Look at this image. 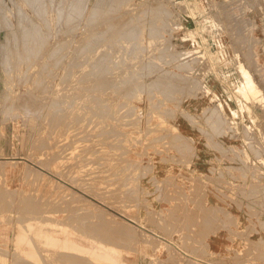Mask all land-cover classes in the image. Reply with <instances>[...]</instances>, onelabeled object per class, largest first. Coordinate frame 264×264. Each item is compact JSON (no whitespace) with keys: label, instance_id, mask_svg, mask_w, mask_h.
Returning a JSON list of instances; mask_svg holds the SVG:
<instances>
[{"label":"rangeland","instance_id":"obj_1","mask_svg":"<svg viewBox=\"0 0 264 264\" xmlns=\"http://www.w3.org/2000/svg\"><path fill=\"white\" fill-rule=\"evenodd\" d=\"M263 1L264 0H113V1L112 0H0V248H1L0 251L2 249L5 251L3 252L2 250L0 253V264H19L23 260H28V257L30 256H31L30 257L31 259L32 258L31 253L33 251L31 247L33 245L34 246L32 248H35V247L37 248L33 251L34 253L35 251H38L39 253L42 252L40 254L38 253V255L43 254V256L45 257L46 256L50 257L53 255L52 258L48 259V257L45 258L41 255V257L39 256V258H37L36 261L34 260V263L33 262L30 263L31 261H33V258L35 254L37 253L36 252L33 258L31 259V261L30 260H28L29 262L23 261L24 263L21 262V264H28V263L38 264L37 263L38 260L44 261L45 259H46V262H43L42 264H56V263L58 264L59 263L60 264H78V263L81 264L83 263L84 264L85 262L87 263L85 258L86 259L90 258L89 260L94 258V256L91 254H88V256L91 255L88 257L87 255H84V253H82L83 256H85L83 257L81 253L78 254L79 252H77V255L79 256L81 260H76L78 258L76 257H75L76 259L74 258L76 254L75 251H74L75 253L73 251H70L74 253L73 258L70 254L67 253V251L66 253L64 252L65 253L64 256L61 257L63 254L61 252H63L64 250L63 251L60 250L61 252L60 251L58 252V250L57 252L56 251L50 252L48 245H46L45 242L43 243V241H41V239L44 240V235L48 231L46 229L47 226L49 230L51 228L50 230L51 232L49 233L59 234L60 236H63V231H65L67 232L68 237L71 238V240L76 242L77 244L81 246H86V247L88 246V247L99 248L103 250L106 253L108 258L106 259L96 258L101 263L99 261L95 263L94 260L96 259L94 258L92 259L94 261V264H99V263L105 264L107 263L106 262L107 259L109 261L111 258L112 259L110 261H112L113 264H229L227 260H223V259L213 258L208 261L206 260L199 261V260H195L194 258H192V255L193 257L200 256V252L202 251L204 244L200 240V238L198 239L199 236H194V234L200 235L198 231L199 223H197L196 221H195L196 223H193L194 221L192 223L189 222V221H192L190 219L191 217L190 214L193 216L192 214L193 211L191 212V206L185 200L188 207L190 208V211H189L186 203L182 202V203H185V204H182L181 200L184 201L183 200V198L185 199L184 196L186 195L189 196V194H191L189 190L192 191V194L195 193L194 197L197 196L195 197V199L198 198V196H201V192L205 187L203 176H200L199 174H195L193 172L194 170L192 171L193 166L189 164L192 162L191 160L192 157L195 156V143H194L195 137L197 139L199 138V136L201 137L202 132L194 128L195 129V132H193L194 136L189 135L190 134L189 130H187L184 127L185 120H190L191 119L190 115L193 118H194V115L196 114L200 115V111L215 109L214 112L217 114V117L219 119H222L221 116H223L224 120L230 122L232 120L229 118L227 114V109H229L231 106L229 105V102H220V101L211 102L210 104H205L203 102H197V103L192 102L194 106L198 105V106H195L197 110L189 111V109L193 108L190 106L191 105V103L189 102L190 97L194 96L196 93L198 94L201 93L202 92L201 88H203L201 87L202 85L200 82L201 80L200 72L197 74H194L195 69L193 68V66L197 65L198 62L200 61L205 62L211 59H215V53L209 52L208 53L209 57L205 55L197 56V54H193L194 52L192 51V49L190 50L189 37L184 36L180 39V36H182L181 31L183 27L187 25L188 20H191V21L194 20L195 22H198L197 25L199 26L201 30L205 32L204 34H206V39H207L206 45L208 44L212 46L214 50L219 45L228 46V48L230 49V52H225L227 56V58L225 59L228 61L229 59L232 58L234 63L237 62L238 68H239L238 69L239 75L240 77L243 78L241 80L242 85L240 87V90L242 91L244 98H242L237 103L244 105V107L247 108L249 111L257 109L258 118L262 117L263 119V115L260 112L264 110V35L263 34L260 35L261 34L260 32L262 31V29H264V2ZM100 4L102 5V12L92 13L95 10L96 6ZM95 14H97L98 16L97 15L95 16ZM91 15L95 17L93 18V16L91 17ZM44 18L45 20H43ZM133 22L137 23V26L136 24L134 25ZM131 25L134 26L132 28H134L133 30L135 33L131 31L132 29L130 28ZM152 26H154V28ZM122 28H125V29H122ZM255 28H258V29H256L255 31ZM120 30H121V33H120ZM129 32L132 33V35H129ZM133 33L134 35L136 33L138 35L136 34L134 37ZM125 34H128V37L127 35L125 36ZM130 36L131 38H129ZM132 36L134 37L133 39H132ZM87 38H89L90 41ZM94 38H95V41H94ZM107 40L110 42H107ZM101 42H105L109 44L104 45L105 43H101ZM38 45L39 47H37ZM42 45L44 47H42ZM32 46L34 47V49ZM93 46H95V48ZM105 46L107 47L104 49ZM102 47L104 51L102 49L99 50ZM36 48L38 49L35 50ZM31 49L37 51V53L34 51L36 55L34 53H30ZM92 49H96L99 51V53L102 52L103 54L100 53V56H99L98 51L92 50ZM94 51H96V53ZM83 52L84 54L86 53V55H84ZM87 53L89 56L87 55ZM92 53H94V55H91ZM107 53L110 54V56L108 54V56L111 57L110 59L106 55ZM34 55L35 57H33ZM90 55L92 56V60H90L91 59ZM103 55L104 57L106 56L105 59L103 58ZM36 56L37 57L41 56V57L37 58ZM139 56H140V59H139L140 61L138 60ZM82 57H85L84 59L86 58L87 59L90 58V59L89 61L86 60V63H85L84 59L83 61H81ZM99 57H102V58H99ZM69 58H71L73 61H71ZM94 59H96V61ZM29 60L32 63L35 62L34 65ZM92 61H95V62L92 63ZM186 61H187V64H186ZM180 62L181 63L183 62V63L181 64ZM30 63L32 66L31 65L29 66ZM66 63H68L69 66H66L68 65ZM78 63H81V64L79 65ZM97 63L98 65L96 67ZM56 64H58L59 66L60 65L62 66L58 68V65L56 66ZM70 64L71 66L73 64V67L75 66L76 67L78 66V67L77 68L72 67L73 69H70L71 68ZM149 65H151V67ZM41 66L43 67L41 68ZM98 66H100L99 67L100 73L97 71ZM61 67L65 69H62ZM67 67L68 69H70L69 70L70 73L72 72L71 74L72 75L74 74L73 76L67 74L68 79L66 77L67 75L65 76L66 72L69 73V71L67 70ZM79 67L83 69V70L80 69L82 71L80 73H79L80 71ZM90 67H92L93 69L92 68L90 69ZM145 68L147 69L145 70ZM45 69H46V72L47 71L49 73L51 72V74L53 72L52 76H50L51 74L49 75V73L47 72L48 75L50 76V77L48 76L50 80L48 77L47 79L46 76H43L44 73H45L44 75L47 74L44 71ZM75 69L76 70L78 69L77 72L79 73V75L77 74ZM87 69L88 71H86ZM89 70L93 71V73L95 71L96 74L93 75L92 72H91L92 74H90ZM40 71H42V73H40ZM54 71H56L57 73ZM87 72H88V75H86ZM111 73H113L112 74L113 76L111 75ZM118 73L122 74L123 76L125 75L124 78L122 75L119 76ZM80 74L82 78L80 77ZM89 74L91 76H89ZM98 74H100L99 78H98ZM107 74H108V77H107ZM162 74H165L167 77L163 79L162 77H165V75L163 76ZM104 75L106 77H103ZM109 75L111 77H109ZM177 75L180 78L178 77L177 79L176 78ZM64 76L66 78H64ZM92 76H94L95 79L92 78ZM118 76L122 78L120 79L118 78ZM40 77L41 78L45 77V79H41ZM100 77L102 78L103 81H104V78H106L105 81L103 82L104 84L101 83L102 81ZM61 78H64L65 80ZM76 78H79V79L81 78V79L78 81V79ZM87 78H88V81L86 80ZM91 78L92 80H90ZM135 78H137V81L135 80ZM174 78L176 80H180V83L179 81H176ZM51 79H54V80L52 81ZM98 79L101 82L98 81ZM132 79L135 82H137V84L133 82ZM81 80H83V82ZM112 80L114 81V84L113 82H111ZM119 80H121L122 82H120ZM61 81H63L64 84L66 83L65 84L66 86L64 84H61L62 83ZM91 81L94 83L100 82L101 85L100 83L99 85L98 83L97 84L95 83L94 85V83L92 84ZM156 81L157 82L162 81V82L157 83ZM194 81L198 84L192 85L193 84L192 82ZM84 82L86 83L87 86L84 85L85 84ZM170 82L173 85H171ZM176 82H178L177 85H176ZM131 83L133 85H131ZM140 83L142 86L139 85ZM190 83L192 87H190L191 86ZM105 84H107V87H108L107 89L105 87ZM147 84L148 85L150 84L149 86L156 88V89L149 88V87H148L149 89L143 88V87H147L148 86ZM88 85H92V86L98 85V86L88 87ZM112 85L114 87L119 85V89H121V91H119L118 87L114 88ZM62 86L64 88H69V89L68 90L64 89ZM101 86L103 88L105 87L104 90H102ZM161 86H162V89H160ZM85 87L87 90H85ZM87 87L90 90H88ZM137 87L141 88L140 89L141 92L139 91ZM82 88H84V90H82ZM176 88H179V89H176ZM62 90H64L65 93ZM122 91L123 92L125 91L124 92L125 94L122 93L123 94L122 95L121 94ZM128 91L129 93L131 91L130 95L126 93ZM168 91H171V93L173 92L174 96L172 94L173 97H171L170 92L169 94H167ZM43 92L47 94L43 95L44 94ZM55 92L58 94H56ZM134 92L136 93L134 94ZM94 93L96 94V96H99V97H96ZM146 93H148V95H146ZM39 94H42V95L40 96ZM55 94H56V97H58L57 99L61 98L60 101L56 100ZM63 94L65 96L67 95V97L69 98L65 97ZM92 94L94 96H92ZM165 95L167 98L165 97ZM60 96H63L67 98L68 100L64 99L63 101H61L63 98ZM91 96L92 98L96 97L98 99L101 97L100 100L102 98L104 99L107 98L106 105L108 104L107 105L108 107L103 106L105 105V103H101L103 101L105 102L104 99H102L103 101L99 100L98 102L97 101L98 99L95 98L94 102L97 101V103H99L98 105H100V103L103 105L98 106L96 102L94 104L93 100H91ZM126 96L127 98L130 96L128 100ZM150 96L152 97V99ZM254 97L256 98L254 99ZM124 98H126V100ZM168 98L169 100H167ZM87 99L88 100L90 99L92 102L88 101V103H86ZM159 99L160 101H162L161 103L159 102ZM40 100L42 103L40 102ZM69 100H70L71 105H69ZM71 100H72V103H71ZM110 100L113 104L110 103ZM122 101L127 102L124 108L117 106L119 105L117 103H122ZM128 101L130 102V104H128L129 103ZM63 102H64V105L62 107ZM66 102H68V105L66 104ZM36 103L38 104V106ZM40 103L41 104L44 103V104L41 106ZM152 103H153V106H151ZM155 104L158 107H160L159 104H161V107L158 108ZM80 105H82V107ZM94 105H96L97 107ZM127 105L131 108H129ZM68 106L69 107L76 106L77 108L78 107L79 108L77 109L76 107L74 108L72 107V109H70ZM84 106H87L88 108L86 109V107ZM150 106H151V111L149 108ZM154 106L155 108L157 107L156 108L157 110L159 109L160 113L157 110L156 111L154 110L153 108ZM109 107L110 109H113L112 112L109 113L111 111L109 109L107 113H104L105 111L102 109H106V108L108 109ZM116 107L119 108V110ZM134 107H135V110H131V109H134ZM89 108H91V110H88ZM97 108H99V110ZM125 108L126 109L128 108L127 111H129L128 112L129 114L127 113ZM162 108L164 109V111L165 109H167L166 111H168V113L167 112L165 113L164 111H162L163 110ZM56 109L57 110L59 109L58 111H63L62 112L64 114V115L62 114L63 117L65 115L67 116V119H66V116L64 117L65 121L68 122V119H70L68 124H66L67 122L63 120L64 118L61 117L62 115L60 116L61 113L59 115L57 114ZM75 110L79 114L81 113L83 114V112L86 110L83 116L80 115L82 120L84 118L83 121L79 117L80 120L78 123L77 121L78 118L74 116L75 114L76 115L78 114ZM123 110L125 114L127 113L126 114L127 116L122 112ZM147 110H149L148 111L149 113L147 112ZM73 111L75 112V114L73 113ZM90 111L92 112L97 111V112L96 113L93 112V114L95 115L94 116L93 114H90L91 113ZM99 111H102V112H99ZM45 112L48 114H46ZM54 112L57 116L54 114ZM156 112L159 114H157ZM161 112H163V114ZM102 113L107 114V116H105L104 118V115ZM117 113L119 114V116H121V118L118 116ZM121 113L124 115L123 117ZM259 113L261 114V116H259ZM89 114L93 115V117L89 116ZM96 114L99 116V117L97 116L98 118L102 117L100 118L102 121L96 117ZM110 114L112 115L109 116ZM172 114L173 116H171ZM52 115L53 117L56 116L55 120L57 118V121H59L60 124L62 121H64V124L62 123L63 125H61L63 128L59 126L58 124L59 122L53 120L54 118H52ZM169 115L171 116V118ZM137 116L139 117V119ZM160 116L163 118L165 117V118L162 119ZM90 117H91V121H88V119L90 120ZM124 117L126 118L124 119ZM129 117L135 119L137 123L136 122L133 123V119H130ZM61 118H63L62 121H60ZM94 118H95V121L97 120L96 125H94L95 123L92 122V120L94 121ZM113 118L115 120H113ZM116 118L118 120H116ZM129 119L132 120V123L134 125L132 123H131L132 125L130 124ZM71 120H73V122ZM125 120L127 124L125 123ZM54 121L57 122V124ZM86 121L90 124L88 125ZM128 121H129V125H128ZM249 121L254 122V123L256 122L255 123L256 125H258L257 122H259L257 120V116L255 117L252 115L250 116ZM103 122H106L104 123V125L107 124L105 125L107 128L108 127L111 128L109 124L110 122L112 127L117 129L115 130L114 128L112 129L109 128L110 131L112 130L111 133L114 131L113 132L114 134L115 132L119 130L118 134L115 133L116 135L114 134V136L112 135L109 138V134L111 135V133L108 132L109 129L106 130V127H104ZM84 124L87 127H85ZM115 124H118V125H115ZM177 124H179L180 127ZM70 125L72 126V128ZM76 126L78 127V129ZM95 126L97 127L99 126V128L101 126L104 127L108 133L105 130H102L104 128L101 127L102 129L100 130L103 133H100V132L99 133L103 137L100 136V134L98 133L99 128ZM91 127L93 128L95 127V128L93 129ZM191 127L193 128V125ZM147 128L148 130H150L149 132H147L148 131ZM63 130L66 132H64ZM247 130L250 131V126L247 127ZM61 131L65 134L64 135L61 134L62 133ZM59 132H61L60 135H59ZM75 132L77 133V135H75L76 134ZM104 132L107 133L108 138L107 136H104L105 135ZM144 133L146 134L145 136L143 135ZM89 134L91 137L89 136ZM117 135H119V137H115ZM69 136L71 137V139ZM73 136H75V138H73ZM76 137L77 138L83 137L85 141L83 138L82 140L81 138L80 140H78ZM138 137H139L140 142L138 140ZM154 137L155 139H153ZM156 137L158 138L160 137V139L162 137V139L159 140ZM56 138L59 140H56ZM124 138L127 140H125ZM100 139L103 140L104 142H107V144L109 145L108 146L105 145L106 143L103 145L104 142L102 141L103 143H101ZM70 140L71 141L76 140L73 142V145L71 144L73 149L71 145L68 144V141ZM65 141L67 143H65ZM119 141L121 144L118 143ZM56 143L59 146H57ZM61 143L63 145H61ZM91 143H93L94 148H96V150L98 149L96 152H97V155H99V157L101 156L100 159L102 161L100 159L99 160L102 163L99 162L98 158L97 159L95 158L97 157L95 156L96 152L92 147L90 149L89 148L87 149V147L89 146H86V144L93 146ZM96 144L98 146L95 147ZM110 144H111V148H110ZM118 144H120V147L118 146ZM123 145L127 147L125 148L123 147ZM64 146H65V149H64ZM69 146H70V149H69ZM144 146H145V149H144ZM197 146L200 147L199 144H197ZM108 147L110 149H108ZM59 149L60 150L63 149L62 150L63 153ZM83 149L86 151H83ZM180 149H182V151ZM80 150L84 152L85 155L87 154L86 157L83 155L84 153H82ZM121 150H125L126 152L123 151L124 153H122ZM53 151L55 152L57 151V152L53 153ZM107 151L109 152V154L113 153V155L114 154L115 155L114 156L112 155L111 157L108 154V157H107V153H108ZM67 152H69L68 155L65 154ZM90 152L91 153L93 152V153L91 154ZM118 152L120 153L117 154ZM56 154L60 157H58ZM60 154H63V155H60ZM104 154L106 155V157L104 156ZM64 155H66L65 156L66 158L62 157ZM54 156H55V159H54ZM83 156H84V160L82 161ZM118 156H119V159L122 157V160L123 158L127 160L122 161L121 159L120 160L114 159L116 157L118 158ZM79 157L81 161L78 160ZM92 157L95 159H93ZM107 158L110 160H108ZM112 158H113V161L111 160ZM76 159L77 161H79L78 163L76 162ZM86 159H89V160H86ZM164 159H166L167 161ZM90 160H94L95 162L94 161L90 162ZM115 160L120 164L116 165L115 163L117 162H115ZM128 160L130 162V164L128 162L129 164L128 166H129V169L131 167L130 171L132 170L133 171V172L131 171L132 173H134V171L137 169H141V170H137V173H139L138 171H141L139 175L143 173L142 176L139 177L137 176L138 174L135 173L136 177L137 178L139 177L138 179L135 177V175L133 176L131 172H130L131 174L128 173L129 169L126 166ZM135 161H138V163L137 162L134 163ZM83 163H85V167ZM98 163H101V164L99 165ZM147 163L149 165H147ZM73 164L75 165V168ZM103 164L107 167L108 170L106 169V167L103 166ZM133 164L135 165L139 164V165L133 166V167L138 166L135 169L132 167ZM65 165H68V166L63 168V166ZM77 165L79 167L78 169H77ZM122 165L124 166L122 167L123 169H121ZM98 167H100L99 170L95 169ZM195 167H197V165L194 166V168ZM104 169L107 171H103ZM119 169H121V171L118 173ZM59 170H61L62 173H60L61 171ZM63 171H65V173H63ZM112 172H114V174L116 175H114ZM108 173L109 174L111 173V175L113 174L112 175L113 177L108 175ZM63 174L65 177L63 176ZM125 174H128L127 176L129 178H127ZM69 175L70 177L71 176L72 177L75 176V177L73 178L71 177L72 178L71 180ZM104 175L106 177H104ZM81 176H83L86 180L87 179L89 180L86 181L83 177L82 179L78 180L77 178L78 177L81 178ZM92 176L94 177L96 176L97 178L96 177L92 178ZM131 176L133 177V179H135V181H133V179L130 180ZM68 177L70 178V180ZM107 177L110 179L109 182L112 181L111 183L107 182L109 180ZM101 178H105L107 181L103 179L102 182L106 181L105 183H107L109 186L105 185V183L100 182ZM122 178H125L126 180ZM73 179H74V182H72ZM118 179H121L122 181L120 180L119 182ZM128 179L130 180V182L133 181V183L128 184L130 183ZM167 179L168 181L169 179L170 181L172 179L173 181L171 182L173 183H169L170 181L168 182ZM123 180L125 182H123ZM136 180L138 182H136ZM78 181H81L82 183L81 182L79 183ZM166 181L168 182V185ZM122 182L124 183V185ZM160 182L162 183L160 184ZM136 183L138 184L137 185L138 188L136 187ZM84 184L86 185V187H84ZM88 184L91 185L92 187L89 186ZM115 184L118 185V187ZM114 185L115 187H117V189H114L115 188ZM192 186L193 188H196V190L200 193V195H198L199 193H197L192 188ZM199 186H201L202 188ZM103 187L106 190L103 189ZM154 187L156 190L154 189ZM159 187H161L162 189L165 188L163 189V190H166L165 193L167 192V190L168 191L172 190L173 192L172 198L170 196L171 192L168 193L170 198L167 195L163 196L164 199L162 197L159 198L158 193H157L158 189H160ZM89 188H91L92 190L94 189V190L92 191ZM108 188L109 190L113 188L110 191L113 196L109 192ZM118 189L120 191H116ZM124 189H129L131 192H134L130 194L133 196L138 195L137 196L138 198L134 196L136 198L135 200L133 196L132 197L130 196L129 191L125 190L126 192L124 195L127 197H130L129 199L132 198V200H130L131 201L130 203L127 197L121 196L123 195ZM135 189L136 190L138 189L137 192H135L136 191ZM112 190L114 191L112 192ZM117 192H118V195H116ZM182 192H184L185 195H182L184 194ZM114 194L117 198L114 196ZM119 195L121 199L118 197ZM23 196L26 197L25 198L26 200L24 199ZM181 196L183 197L181 198ZM27 197L30 199H28ZM123 198L127 199L128 202H122L124 200ZM133 198L135 201L133 200ZM23 199L25 200L24 203L22 202ZM31 199H32V203H31ZM117 199H120V201ZM161 199H162V204H160L161 202L159 201ZM27 200H29L28 201L29 204L27 203ZM34 200L38 202V205L41 202L42 203L44 202L43 204L41 203L42 205H44L46 203L45 201L48 200V203H50L51 205L47 203L48 207H46L47 205H44L43 208H41L42 205H40L41 207L39 206L37 209L35 207H37L38 205H36L37 202H35ZM64 200L65 201L68 200L69 204L66 202L67 205H65L67 206V208L64 206V203H65ZM133 201L135 203H133ZM61 202H64V203H61ZM120 202L124 204L121 205ZM127 203L131 204V206ZM132 204L134 205V207ZM184 205L185 207H187L188 211L185 210L186 208L184 209ZM63 206L67 211L69 210L71 212L70 214V212L68 211V214H70L69 216L66 215L67 211L64 210ZM45 207L48 210L46 211V214L44 212ZM171 207H173L172 208L173 210L171 209ZM32 208L36 211L37 214L35 213V211L33 212ZM49 208H51L53 211H50L51 209ZM55 208L59 209L60 211L62 209L63 211L59 212V210H56ZM77 208L78 209L80 208L78 212H77ZM181 208L184 209L186 212L182 210ZM54 209L56 210L55 212H54ZM119 209L120 210L122 209L123 212L122 210L120 211ZM176 209L177 211H174ZM167 210H169V212L172 210L173 213L170 214ZM38 211L39 213L41 212L40 215L44 214L50 222L54 221V223L52 222L51 224H49V222L47 223V220H45L46 217L44 215L40 217V215L38 214ZM74 211H75V214L79 213L80 211L78 215L80 217H77V214L73 215L72 213ZM148 211L149 212L151 211V212L149 213ZM188 212L190 213H189V216L187 217L186 214L188 215ZM168 213H169V216L171 215L173 217V220L170 221L169 219V222L166 221V219L168 220V218H165L167 217L166 214ZM176 214L178 215L182 214V215L178 217ZM132 215L135 217L133 218ZM150 215H152V217ZM183 215H185V217ZM34 216L35 218H33ZM43 216L45 217V219ZM75 216L79 218V220L81 219L80 221L78 220L79 221L78 227L81 225L82 229H80L81 227L79 228L75 227L77 226L75 224L72 225L74 221H77L75 220L76 219ZM149 216L150 218H148ZM36 217L37 218L40 217L44 219L47 224L44 226L45 224L43 223L44 220L43 221H41L42 219L37 220ZM48 217L51 219H49ZM66 217L67 219H70V221L66 220V222L69 221L71 224L69 222H67L69 225H66L67 224L66 222L64 224ZM25 218H29L30 221L28 220V223H27V219ZM54 218L58 220L60 219L61 221L55 222L56 219ZM161 218L163 219L162 221L160 220ZM183 218H185V220L187 218L186 222H188L189 225L188 223H183L184 221ZM31 219H34V220H31ZM175 219L176 220L179 219L178 221L180 223H177L178 221L175 222ZM180 219H182L183 221ZM82 220L85 221V223L82 222ZM115 220H117L118 223ZM163 221L165 222V225L167 222V224L170 225V227L166 225L169 228H165ZM181 221H182V224H181ZM39 222H42V223H39ZM62 222L64 224V228L63 226H61L63 225ZM87 222H88V225L92 223L91 225L93 228H95L94 226L98 227L100 225L99 226L100 228H97V229H102L104 227L106 230L103 228L101 230L102 232L99 230L101 233L98 231L97 233L96 232L97 229L96 228H95L96 230L90 229L91 226L89 225L90 226L89 228L86 224ZM96 222L97 224L94 225ZM25 223H27L28 225ZM55 223L56 224L58 223V225H55ZM120 223L122 224L120 226L123 227L124 224H126V226H124L123 228L121 227L122 232L118 233L121 229L120 227H118ZM22 224L25 226H23ZM177 224H179L181 228ZM183 224H185L186 226H181ZM193 224H196V225L198 224L197 225L198 228L196 225L194 226ZM37 225L38 227H36ZM175 225H176V228H175ZM26 226L29 228H26ZM129 226L132 229H130ZM177 226L179 227L180 231H178L179 229L177 228ZM33 227H35V231L33 230L34 229ZM111 227H114V228L117 227L118 229L116 228L117 229V230L115 229L116 231L113 229L114 230L113 231ZM171 227H172V230H170ZM183 227L184 228L186 227V229L189 228L190 232H188L189 229L188 231L185 229H182ZM77 228L80 230V232H78L79 230ZM83 228L86 230V233H84L85 230ZM162 228H164L166 231L169 229V232L167 231L169 234H167ZM44 229H46L47 231L45 232ZM54 229L58 230V232L54 231ZM127 229L128 231L131 230V232H128ZM174 229L175 230L177 229V230L174 231ZM91 230L95 231V232L93 231L95 235L93 234ZM104 230L105 231L108 230L110 232V233L108 232L110 235L106 234ZM30 231L39 232L41 234V238H35V239L40 240L42 244L38 240H36L35 242L36 243L39 242L40 246L46 247L47 249L42 248L40 246H39L40 248L39 249L37 246L38 243L34 244L35 242L31 243L32 245H30V242H33V239H34L33 237L31 241H29L28 243L29 246H31L29 249L28 245H26L27 242H25L27 241L28 238H31L29 236L26 237L25 241L23 242L24 244L14 243V242H17L16 238L18 237L19 233H24L26 235L28 233L30 234ZM112 231L114 232V234L112 235V238L114 239L110 238ZM194 231H196V233H194ZM87 232H90V233H87ZM103 232L105 234V237L103 235H99V236L100 237L103 236L105 238L104 242L106 241V238L108 239L106 243H103L101 245L100 243L103 242L102 237L100 239L98 236V238L102 242H100L97 239L95 240V238L92 239L91 237H89V235H92V234H93L92 237H96V235L102 234ZM182 232H184V234H182ZM186 234L189 237H185ZM114 235L115 236L118 235L117 237L119 238L122 236L121 237L122 239L121 238L120 239L123 240L124 238V240L121 241L120 243L119 242L120 239L118 240V238L115 237ZM176 235L177 237L178 236L179 237L177 238ZM110 239L114 240L113 243H115V240L116 242L118 241L117 244H114L112 246L113 243H111L112 240L110 241ZM108 242H110V244ZM118 243L122 245L123 247L120 246ZM104 244H106L108 247H106V245L104 246ZM115 245H117L118 247L117 246L115 247ZM254 245H256V243ZM109 246L110 247L112 246V248H109ZM254 247H252V249ZM13 249H15L16 252ZM26 250H28L29 252L31 251L30 256L25 253ZM19 252H21V255H19ZM2 253H4V255L5 256L7 255V256L5 257ZM56 253L61 254V255H56ZM11 254L12 255L14 254L15 255L14 257H16L17 255V258H16L17 260L20 257L21 261L20 260L14 261V258ZM22 254L26 255L27 257L26 256L24 257ZM40 258L42 259L45 258V259L42 260ZM55 258L57 261L55 260ZM50 259L52 260L50 261ZM72 259H74L73 261H76V262L73 263V261H71ZM64 261L68 263L66 262L63 263ZM93 261H88V263L89 262L92 263ZM112 262H108L107 264H110ZM232 264H264V260L256 259V260L248 261V259H244L243 261L237 260L236 262H233Z\"/></svg>","mask_w":264,"mask_h":264},{"label":"crops","instance_id":"obj_2","mask_svg":"<svg viewBox=\"0 0 264 264\" xmlns=\"http://www.w3.org/2000/svg\"><path fill=\"white\" fill-rule=\"evenodd\" d=\"M197 23L198 22H195L194 20L193 21L188 20L187 25L185 26L183 25L184 27L181 31L182 36H180V39L184 36L189 37L190 39L189 47L190 50L192 49V51L194 52L193 54H197V56L205 55L209 57L208 55L209 52L215 53V59H211L205 62L200 61L198 62L197 65L193 66V68L195 69L194 74L200 72V78H201L200 82L203 88H201L202 89L201 93L199 94L196 93L194 96L190 97L189 100V102L191 103L190 106L193 108L189 109V111L197 110L195 106L198 105L194 106L192 102L195 103L203 102L205 104H210L211 102H215V101L229 102V105L231 107L227 109V114L229 118L232 120V122H239V124L247 125V123L251 122L249 121L251 115L255 117L257 116V120L259 121L257 115V109L254 108L255 110L249 111L247 108L244 107V105L237 103L242 98H244L243 93L240 90V87L242 85L241 80L243 78L240 77L239 75V70H238L239 68L237 62L234 63L232 58L229 59L228 61L225 59L227 58L225 52H230V49L226 45L224 46L219 45L214 50L212 46L208 44L206 45L207 43L206 34H204L205 32L199 28ZM256 29L258 28H255V31ZM260 33H261L260 35L262 34L264 35V29H262ZM202 38L204 39L202 40ZM214 110L215 109H213V111ZM214 114L216 116L214 129L217 132L218 131L222 132L225 128V124L228 123L229 121L224 120L223 116H221L222 119H219L215 112ZM190 117H191L190 120H185L184 127L187 130H189L190 133L189 135L194 136L193 132H195V129L194 126L193 128L191 127L192 126L191 121L193 117L191 115ZM251 123L253 124V126H256L255 124L256 122L255 123L251 122ZM257 123L259 124V122ZM216 124H218L217 125L218 127H216ZM221 124H223L222 125L223 129L221 128ZM177 125L180 127L179 124ZM215 141L216 140L211 139L210 137L207 136V134H204L203 132H202V136L201 137L199 136L198 139L195 137V141H194L195 156L192 157L191 159L192 162L189 163L191 166H193L192 171L197 169L199 173H196L195 171L193 172L195 174H199L200 176H203V180L205 182V187L203 189L204 191L202 190L203 192H201L202 194L205 192L204 193L205 195L203 194L205 196V197L203 196L205 198L204 200L203 197L201 198V200H198V198L200 197L199 196L197 198V200L199 201L198 202L195 198H193L194 194H192V191L190 190L189 192H191V194H189V196L188 195L185 196L186 202L191 206L193 211L192 214L194 217L190 214L192 216L190 218H193L191 219L192 222L193 220L195 221L194 218H197L198 215L201 220L203 219L201 221L199 217L197 218V220L200 221L199 222L200 236L203 235L201 236V238L203 239L200 238V240L204 244L203 249L200 252L199 257L196 256L193 257L192 255V258L199 261H205V260L208 261L213 258L223 259V260H227L229 264H232L237 260L243 261L244 259H248V261L256 260V259L264 260V207H262L263 204L260 203L259 200L257 199V197H260L264 201V197L255 196L251 193V191H253L251 189L253 188L247 184V182L249 181V176L243 172L240 166H234L232 164H225V166H217L216 159H214L213 155L215 149H221V144L219 141L218 143L217 141L216 142ZM197 144H199L200 147H198ZM196 165L197 167L194 168V166ZM235 179L239 180L237 184L229 186L230 182L235 181ZM216 188L218 189L219 192L216 191ZM165 191L161 188L158 189L157 193L160 197L164 196L165 194L168 195V193L170 192L173 194L172 190L171 191L167 190V193H165ZM162 192H164L165 194L164 193L162 194ZM170 196L172 197L173 195ZM192 200L194 201L192 202ZM159 201L162 203V200ZM200 201L202 203L201 205H200ZM196 204H199V206ZM195 205L198 207L196 208ZM258 206H261V208ZM202 207L203 208L206 207V209L205 208L202 209ZM209 207H212V212H210L211 208ZM220 209L222 210L223 213L220 211ZM224 209L226 210V212ZM199 210L201 212L205 211L204 213L205 217L204 214L202 216L203 212L200 213ZM207 210H209L211 214H209ZM194 211L196 212V217ZM215 211H220L221 213L217 212L218 215H215L214 217ZM206 213L207 215L211 216V218L210 216L208 217L212 221H217V219H219L220 222L217 221L216 223L210 221V219L206 217L207 216ZM230 215H232V217H229L230 219H226ZM223 216L225 219L223 218ZM212 217H214V219L216 220H214ZM206 218L209 219L207 223H209L210 226H207L206 225L207 223L205 222L204 223L205 227H204L202 223L207 220ZM229 220H231V224H229ZM232 220L234 221L232 222ZM224 221L227 222L224 223ZM221 222H223V224H219ZM213 223H215L216 226H212L214 225ZM226 223L229 224L228 225L229 227L226 225ZM222 225L223 227H221ZM224 225H226L227 227H224ZM201 227L203 229L205 228L204 229L205 231ZM206 227H208V229ZM248 228L254 229L255 232L252 229L249 230ZM201 229L205 233L203 232V234H201L202 233ZM206 231L209 232L206 233ZM211 232H213V234ZM255 240L258 244L257 252L259 251L260 252V253L258 252L259 254L255 253L256 249H252L250 245V242H252L251 244H254ZM259 247L263 251V253L261 252ZM247 250L248 251L250 250L249 254L247 253Z\"/></svg>","mask_w":264,"mask_h":264},{"label":"bare ground","instance_id":"obj_3","mask_svg":"<svg viewBox=\"0 0 264 264\" xmlns=\"http://www.w3.org/2000/svg\"><path fill=\"white\" fill-rule=\"evenodd\" d=\"M112 1H113V0H112ZM114 2H115V1H114ZM85 4H86V2H85ZM104 4H105V3H104ZM82 6H83V5H82ZM84 6H85V5H84ZM85 7H86V6H85ZM103 7H104V6H103ZM137 8H138V7H137ZM137 8H136V9H137ZM103 9H104V8H103ZM105 11H106V10H105ZM40 12H42V11H40ZM98 12H99V13L102 12V5H101V4L98 5V6H96L95 10H94L92 13H98ZM138 12H139V11H138ZM81 13H82V12H81ZM136 13H137V12H136ZM83 14H84V13H83ZM137 14H138V13H137ZM96 15H97V14H95V16H96ZM71 16H72V15H71ZM92 16H93V15H91V17H92ZM95 16H93V18H94ZM97 16H98V15H97ZM60 17H61V16H60ZM108 17H109V16H108ZM142 17H143V16H142ZM130 18H131V17H130ZM55 19H56V18H55ZM96 19H97V18H96ZM108 19H109V18H108ZM126 19H127V18H126ZM43 20H45V18H44ZM56 20H57V19H56ZM93 20H94V19H93ZM93 20H92V21H93ZM111 20H112V19H111ZM102 21H103V20H102ZM126 21H127V20H126ZM109 22H111V21H109ZM94 23H95V22H94ZM97 23H98V22H97ZM123 23H124V22H123ZM133 24H134V25L136 24V26H137V23H134V22H133ZM138 24H139V23H138ZM72 25H73V24H72ZM126 25H127V24H126ZM55 26H56V25H55ZM59 26H60V25H59ZM121 26H122V25H121ZM46 27H47V25H46ZM111 27H112V26H111ZM127 27H128V26H127ZM132 27H134V26L131 25L130 28H132ZM152 27L154 28V26H152ZM60 28H61V27H60ZM79 28H80V27H79ZM82 28H83V27H82ZM112 28H113V27H112ZM117 28H118V26H117ZM113 29H114V28H113ZM122 29H125V28H122ZM133 29H134V28H132L131 31L134 32ZM156 29H157V28H156ZM127 30H129V29H127ZM127 30H126V31H127ZM152 30H153V29H152ZM118 31H119V29H118ZM131 31H130V32H131ZM150 31H151V30H150ZM90 32H91V31H90ZM130 32H129V35H132V33H130ZM152 32H154V31H152ZM88 33H89V32H88ZM120 33H121V30H120ZM126 33H127V32H126ZM134 33H135V32H134ZM134 33H133V36L135 37V35H136L137 33H136L135 35H134ZM91 34H92V33H91ZM118 34H119V33H118ZM118 34H117V35H118ZM122 34H124V33H122ZM152 34H153V33H152ZM46 35H47V34H46ZM96 35H97V34H96ZM117 35H116V36H117ZM126 35H127V37H128V34H125V36H126ZM137 35H138V34H137ZM154 35H155V34H154ZM154 35H153V36H154ZM38 36H40V35H38ZM42 36H43V35H42ZM42 36H41V37H42ZM122 36H123V35H122ZM133 36H132V39L134 38ZM85 37H86V36H85ZM88 37H89V36H88ZM155 37H156V36H155ZM55 38H56V37H55ZM68 38H69V37H68ZM72 38H73V37H72ZM129 38H131V36H130ZM44 39H45V38H44ZM84 39H85V38H84ZM87 39H89V38H87ZM97 39H98V38H97ZM123 39H124V37H123ZM203 39H204V38H203ZM42 40H43V39H42ZM45 41H46V40H45ZM82 41H83V40H82ZM89 41H90V39H89ZM91 41H92V40H91ZM94 41H95V38H94ZM102 41H103V40H102ZM123 41H124V40H123ZM134 41H135V39H134ZM107 42H110V41L107 40ZM101 43H105V42H101ZM128 43H130V42H128ZM132 43H133V42H132ZM137 43H138V42H137ZM89 44H90V43H89ZM106 44H107V43H105L104 45H106ZM108 44H109V43H108ZM108 44H107V45H108ZM125 44H126V43H125ZM36 45H37V44H36ZM36 45H34V46H36ZM44 45H45V44H44ZM47 45H48V44H47ZM98 45H99V44H98ZM101 45H102V44H101ZM122 45H123V44H122ZM79 46H80V45H79ZM125 46H126V45H125ZM32 47H33V46H32ZM37 47H39V45H38ZM42 47H44V46L42 45ZM77 47H78V46H77ZM86 47H87V46H86ZM88 47H89V46H88ZM93 47L95 48V46H93ZM106 47H107V46H105L104 49H105ZM108 47H109V46H108ZM130 47H131V46H130ZM132 47H133V46H132ZM137 47H139V46H137ZM140 47H141V46H140ZM84 48H85V47H84ZM84 48H83V49H84ZM122 48H123V47H122ZM29 49H30V48H29ZM33 49H34V47H33ZM37 49H38V48H36L35 50H37ZM40 49H41V48H40ZM40 49H39V50H40ZM61 49H62V48H61ZM101 49L104 51L103 47L100 48L99 50H101ZM125 49H126V48H125ZM133 49H134V48H133ZM35 50H32V49H31L30 53H34ZM44 50H45V49H44ZM77 50H78V48H77ZM92 50H96V49H92ZM92 50H91V51H92ZM82 51H84V50H82ZM89 51H90V50H89ZM96 51H98V50H96ZM96 51H94V52L96 53ZM35 52L37 53V51H35ZM44 52H45V51H44ZM44 52H43V53H44ZM80 52H81V51H80ZM80 52H79V53H80ZM92 52H93V51H92ZM218 52H219V51H218ZM100 53L103 54L102 52H100ZM100 53H99V51H98L99 56H100ZM186 53H187V52H186ZM34 54H35V53H34ZM39 54H40V53H39ZM83 54H84V52H83ZM108 54H109V53H107L106 55L108 56ZM35 55H36V54H35ZM35 55H34L33 57H35ZM41 55H42V54H41ZM55 55H56V54H55ZM78 55H79V54H78ZM84 55H86V53H85ZM84 55H83V56H84ZM87 55H88V53H87ZM91 55H94V53H92ZM91 55H90V56H91ZM138 55H139V54H138ZM49 56H50V55H49ZM88 56H89V55H88ZM97 56H98V55H97ZM109 56H110V54H109ZM109 56H108V57H109ZM113 56H114V54H113ZM136 56H137V55H136ZM36 57H37V56H36ZM39 57H41V56H39ZM39 57H37V58H39ZM53 57H54V55H53ZM79 57H81V56H79ZM85 57H87V56H85ZM85 57H82V60H81V61H83V59H84ZM105 57H106V56H105ZM105 57H104V55H103V58H104V59H105ZM47 58H48V57H47ZM47 58H46V59H47ZM63 58H64V57H63ZM71 58H73V57H71ZM71 58H69V59H70L71 61H73ZM90 58H91V59H90ZM90 58H89V59L92 60V56H91ZM94 58H95V57H94ZM99 58H102V57H99ZM99 58H97V59H99ZM110 58H111V57H109V59H110ZM134 58H135V57H134ZM32 59H33V58H32ZM32 59H31V60H32ZM34 59H35V58H34ZM80 59H81V58H80ZM89 59H87V58L84 59V60H85V63H86V60L89 61ZM109 59H108V60H109ZM135 59H136V58H135ZM139 59H140V56H139L138 60H139ZM36 60H37V59H36ZM67 60H68V59H67ZM94 60L96 61V59H94ZM102 60H103V59H102ZM106 60H107V59H106ZM121 60H122V59H121ZM136 60H137V59H136ZM29 61H30V60H29ZM33 61H34V60H33ZM74 61H75V60H74ZM76 61H77V60H76ZM95 61H92V63H94ZM109 61H110V60H109ZM139 61H140V60H139ZM30 62H31V61H30ZM40 62H41V61H40ZM68 62H70V61H68ZM78 62H79V61H78ZM101 62H103V61H101ZM190 62H191V61H190ZM31 63H32V62H31ZM31 63L29 64V66L31 65ZM34 63H35V62H33L32 64L34 65ZM81 63H82V62H81ZM81 63H78V64L80 65ZM83 63H84V62H83ZM87 63H88V62H87ZM121 63H123V62H121ZM137 63H138V61H137ZM139 63H140V62H139ZM180 63H181V62H180ZM182 63H183V62H182ZM182 63H181V64H182ZM46 64H47V63H46ZM66 64H68V63H66ZM66 64H65V65H66ZM75 64H76V63H75ZM78 64H77V65H78ZM113 64H114V63H113ZM141 64H142V63H141ZM150 64H151V63H150ZM184 64H185V63H184ZM186 64H187V61H186ZM57 65H58V64H56V66H57ZM83 65H84V64H83ZM97 65H98V63L96 64V67H97ZM144 65H145V64H144ZM31 66H32V65H31ZM45 66H46V65H45ZM45 66H44V67H45ZM56 66H55V67H56ZM60 66H62V65H60ZM60 66L58 65V68H59ZM66 66H69V64L66 65ZM66 66H65V68H66ZM114 66H116V65H114ZM149 66L151 67V65H149ZM154 66H155V64H154ZM42 67H43V66H41V68H42ZM55 67H54V68H55ZM63 67H64V65H63ZM70 67H71V68H70ZM70 67H69L70 69H73V68H77L78 66H77V67H76V66L73 67V64H72V66H71V64H70ZM72 67H73V68H72ZM92 67H93V65H92ZM92 67H90V69H91ZM99 67H100V66H98V70H97V71L100 73V71H99ZM106 67H107V66H106ZM146 67H147V66H146ZM176 67H177V66H176ZM189 67H190V65H189ZM45 68H46V67H45ZM61 68H62V67H61ZM65 68H62V69H65ZM82 68H83V66H82ZM82 68L79 67V70L82 69ZM94 68H95V67H94ZM120 68H121V67H120ZM156 68H157V67H156ZM70 69H68V67H67V70H68V71H69ZM92 69H93V68H92ZM143 69H144V68H143ZM146 69H147V68H145V70H146ZM161 69H162V68H161ZM41 70H42V69H41ZM54 70H56V69H54ZM67 70H66V71H67ZM75 70H76V69H75ZM77 70H78V69H77ZM77 70H76V72H77ZM82 70H83V69H82ZM94 70H96V69H94ZM38 71H39V70H38ZM44 71L46 72V69H45ZM52 71H53V69H52ZM56 71H58V70H56ZM56 71H54V72H56ZM71 71H72V70H71ZM86 71H88V69H87ZM89 71H90V70H89ZM138 71H139V70H138ZM47 72H48V71H47ZM47 72H46V73H47ZM64 72H65V71H64ZM80 72H82V71L80 70L79 73H80ZM91 72L93 73V71H90L89 73L92 74ZM113 72H114V71H113ZM37 73H38V72H37ZM40 73H42V71H40ZM48 73H49V72H48ZM48 73H47L46 75H44V74H45V73H44L43 76H46V78H47V77L51 74V72L49 73V75H48ZM56 73H57V72H56ZM69 73H70V71H69ZM69 73L66 72V73H65V76H66L67 74H68V75H72V74H71L72 72H71L70 74H69ZM73 73H74V72H73ZM79 73L77 72L78 75H79ZM167 73H168V72H167ZM35 74H36V72H35ZM52 74H53V72H52ZM52 74H51L50 76H52ZM75 74H76V73H75ZM82 74H83V73H82ZM84 74H85V72H84ZM90 74H89V76H91ZM94 74H96L95 71H94L93 75H94ZM109 74H110V73H109ZM112 74H113V73H111V75H112ZM118 74H119V73H118ZM118 74H117V75H118ZM169 74H170V73H169ZM169 74H167V75H169ZM41 75H42V74H41ZM54 75H55V73H54ZM63 75H64V73H63ZM68 75L66 76L67 79H68ZM73 75H74V74H73ZM73 75H72V76H73ZM86 75H88V72H87ZM99 75H100V74H98V78H99ZM120 75H122V74H119V76H120ZM147 75H149V74H147ZM160 75H161V74H160ZM160 75H159V76H160ZM162 75L164 76L165 74H162ZM33 76H34V75H33ZM50 76H49V77H50ZM61 76H62V75H61ZM61 76H60V77H61ZM65 76H64V78H66ZM72 76H71V77H72ZM83 76H84V75H83ZM101 76H102V75H101ZM112 76H113V75H112ZM115 76H116V75H115ZM119 76H118V78H120ZM122 76H123V75H122ZM124 76H125V75H124ZM124 76H123V78H124ZM49 77H48V78H49ZM60 77H59V79H60ZM75 77H76V76H75ZM80 77L82 78L81 74H80ZM85 77H86V76H85ZM85 77H84V78H85ZM96 77H97V76H96ZM103 77H106V76L104 75ZM107 77H108V74H107ZM109 77H111V76L109 75ZM131 77H132V76H131ZM131 77H130V79H131ZM166 77H167V76L165 75V77H162V78L164 79V78H166ZM175 77H176V76H175ZM178 77H179V76L177 75L176 78L178 79ZM40 78H41V77H40ZM48 78H47V79H48ZM64 78H61V79H64ZM81 78H80V79H81ZM89 78H90V77H89ZM92 78L95 79L94 76H92ZM92 78H91L90 80H92ZM121 78H122V77H121ZM121 78H120V79H121ZM154 78H155V77H154ZM170 78H171V77H170ZM179 78H180V77H179ZM245 78H247V77H245ZM245 78H244V79H245ZM35 79H36V78H35ZM41 79H45V77H44V78H41ZM67 79H66V81H67ZM76 79H78V81L80 80L79 78H76ZM100 79H101L102 82H101L99 79H98V81H100L101 83H103V82L105 81L106 78H104V81L102 80L101 77H100ZM111 79H112V78H111ZM111 79H110V80H111ZM113 79H114V78H113ZM133 79H134V77H133ZM133 79H132V81L135 82ZM167 79H168V78H167ZM167 79H166V80H167ZM174 79H175V78H174ZM49 80H50V78H49ZM51 80L53 81L54 79H51ZM64 80H65V79H64ZM86 80L88 81V78H87ZM86 80H85V82H86ZM96 80H97V78H96ZM96 80H95V81H96ZM122 80H123V79H122ZM124 80H125V79H124ZM126 80H128V79H126ZM135 80L137 81V78H135ZM154 80H155V79H154ZM161 80H162V79H161ZM169 80H170V79H169ZM169 80H168V81H169ZM171 80H172V79H171ZM175 80H176V79H175ZM175 80H173V81H175ZM187 80H188V79H187ZM66 81H64V82H66ZM81 81L83 82V80H81ZM93 81H94V80H93ZM119 81L122 82L121 80H119ZM157 81H158V79H157ZM157 81H156V82H157ZM176 81H179V83H180V80H176ZM189 81H190V80H189ZM191 81H193V80H191ZM247 81H248V80H247ZM42 82H43V80H42ZM61 82H62L61 84H64L63 81H61ZM85 82H84V83H85ZM91 82H92V81H91ZM100 82H95V83H96V84L98 83V85H99ZM111 82H113V84H114V81H113V80H112ZM127 82H128V81H127ZM127 82H126V83H127ZM133 82H132V83H133ZM161 82H162V81L157 82V83H161ZM194 82H195V81H194ZM194 82H192V83H193L192 85H194V84L197 85V84H198V83H196V82L194 83ZM38 83H39V82H38ZM44 83H45V81H44ZM93 83H94V82H92V84H93ZM95 83H94V85H95ZM101 83H100V85H101ZM117 83H118V82H117ZM117 83H116V84H117ZM132 83H131V85H133ZM135 83L137 84V82H135ZM146 83H147V82H146ZM170 83H171V82H170ZM170 83H169V84H170ZM177 83H178V82H176V85H177ZM188 83H189V82H188ZM65 84H66V83H65ZM65 84H64V85H65ZM89 84H91V83H89ZM103 84H104V83H103ZM128 84H130V83H128ZM128 84H127V85H128ZM165 84H166V83H165ZM169 84H168V85H169ZM44 85H46V84H44ZM64 85H63V86H64ZM84 85H86V83H85ZM94 85H93V86H94ZM98 85H96V86H94V87H97ZM131 85H129V86H131ZM139 85H141V83H140ZM139 85H138V86H139ZM143 85H145V84H143ZM147 85H148V84H147ZM149 85H150V84H149ZM149 85H148L147 87H143V88H146V89L153 88V87H151V86H149ZM159 85H160V84H159ZM171 85H173V84L171 83ZM174 85H175V84H174ZM190 85H191V83H190ZM190 85H189V86H190ZM192 85H191L190 87H192ZM50 86H51V84H50ZM50 86H49V87H50ZM63 86H62V87H63ZM65 86H66V85H65ZM86 86H87V85H86ZM89 86L91 87L92 85H88V87H89ZM93 86H92V87H93ZM112 86H113V85H112ZM112 86H111V87H112ZM135 86H136V85H135ZM141 86H142V85H141ZM141 86H140V87H141ZM164 86H165V85H164ZM169 86H170V85H169ZM198 86H199V85H198ZM35 87H36V86H35ZM68 87H69V86H68ZM71 87H72V86H71ZM88 87H87V88H88ZM101 87H102V86H101ZM101 87H99V88H101ZM105 87H106V89L108 88V87H107V84H105ZM105 87H104V88H105ZM113 87H114V86H113ZM117 87H118V89H119V85L116 86V87H114V88H117ZM140 87H139V88L137 87V88H138L139 91L141 92L140 89H141L142 87H141V88H140ZM148 87H149V88H148ZM165 87H166V86H165ZM171 87H172V86H171ZM174 87H175V86H174ZM174 87H173V88H174ZM201 87H202V86H201ZM201 87H200V88H201ZM45 88H46V87H45ZM45 88H44V89H45ZM63 88H64V87H63ZM104 88L102 87V90H104ZM114 88H113V89H114ZM159 88H160V87H159ZM166 88H167V87H166ZM196 88H197V87H196ZM47 89H48V88H47ZM64 89H67V90H68L69 88H64ZM71 89H73V88H71ZM71 89H70V90H71ZM92 89H94V88H92ZM106 89H105V90H106ZM110 89H111V88H110ZM138 89H137V90H138ZM153 89H156V88H153ZM160 89H162V86H161ZM176 89H179V88H176ZM189 89H190V88H189ZM191 89H192V88H191ZM82 90H84V88H82ZM85 90H87L86 87H85ZM88 90H90V89L88 88ZM193 90H194V88H193ZM32 91H33V90H32ZM40 91H42V90H40ZM44 91H45V90H44ZM62 91L64 92V90H62ZM119 91H121V89H119ZM125 91H126V90H125ZM125 91H124V92H125ZM146 91H147V90H146ZM146 91H145V92H146ZM150 91H151V89H150ZM47 92H48V91H47ZM49 92H50V90H49ZM114 92H115V91H114ZM114 92H112V93H114ZM124 92L122 91L121 94L124 93ZM152 92H153V91H152ZM169 92H170V94H171L170 96L173 97V96H174L173 92L171 93V91H168L167 94H169ZM176 92H177V91H176ZM176 92H175V93H176ZM40 93H41V92H40ZM43 93H44L43 95H46V94H47V93H45V92H43ZM53 93H54V92H53ZM55 93H56V92H55ZM64 93H65V92H64ZM126 93H127L128 95H130L131 91H130V93H129V91L126 92ZM135 93H136V92H134V94H135ZM148 93H149V91H148ZM148 93H146V95H148ZM179 93H180V92H179ZM56 94H58V93H56ZM56 94H55V98H56V100H59V101H60L61 98H60V99H57L58 97H56ZM72 94H73V93H72ZM94 94H95V93H94ZM124 94H125V93H124ZM134 94H133V96H134ZM172 94H173V96H172ZM33 95H34V94H33ZM39 95L41 96L42 94H39ZM63 95H64V94H63ZM119 95H120V94H119ZM122 95H123V94H122ZM122 95H121V96H122ZM128 95H127V96H128ZM137 95H138V94H137ZM176 95H177V94H176ZM57 96H58V95H57ZM64 96H65V95H64ZM73 96H74V95H73ZM92 96H94V95L92 94ZM92 96H91V100H93V102H94V100H95L96 97H99V96H96V94H95V96H96L95 98H92ZM127 96H126V98H127ZM135 96H136V95H135ZM161 96H162V95H161ZM170 96H169V97H170ZM32 97H33V96H32ZM34 97H35V96H34ZM44 97H45V96H44ZM60 97L63 98L61 101H63L64 99L69 98V97H67V95L65 96V97H67V98H65V97H63V96H60ZM129 97H130V96H129ZM129 97L127 98V100L129 99ZM145 97H146V96H145ZM147 97H148V96H147ZM150 97H151V96H150ZM150 97H149V98H150ZM162 97H163V96H162ZM165 97H166V95H165ZM165 97H164V98H165ZM178 97H179V96H178ZM178 97H177V98H178ZM42 98H43V97H42ZM72 98H73V97H72ZM77 98H78V97H77ZM100 98H101V97H100ZM100 98H99V99L96 98V99H98V100H97L98 102H99ZM126 98H124V99L126 100ZM136 98H137V97H136ZM149 98H147V99H149ZM166 98H167V97H166ZM255 98H256V97H254V99H255ZM52 99H53V98H52ZM73 99H74V98H73ZM73 99H72V100H73ZM102 99H104V98H102ZM102 99H101V100H102ZM151 99H152V97H151ZM156 99H157V98H156ZM170 99H171V98H170ZM38 100H39V99H38ZM67 100H68V99H67ZM72 100H71V103H72ZM91 100H90V99H89V100L87 99V102H86V103H88V101L90 102ZM101 100H100V101H101ZM104 100H105V102L102 100L103 102H101V103H105V105H103V104H101V103H100V105H103V106L106 107V106L108 105V104L106 105V102H107L106 100H107V98L104 99ZM157 100H158V99H157ZM167 100H169V98H168ZM167 100H166V101H167ZM171 100H172V99H171ZM171 100H170V101H171ZM97 101H95V102L97 103ZM148 101H149V100H148ZM35 102H36V101H35ZM40 102H41V100H40ZM91 102H92V101H91ZM95 102H94V104H95ZM128 102H129V101H128ZM151 102H152V100H151ZM151 102H150V103H151ZM159 102L161 103L162 101H160V99H159ZM41 103H42V102H41ZM41 103H40V104H41ZM58 103H59V102H58ZM74 103H75V102H74ZM74 103H73V104H74ZM110 103L113 104V103L111 102V100H110ZM126 103H127V102H125V101L123 102V101H122V103H117V104H119V105H117V106H119V107H123V108H124V107L126 106ZM150 103H149V104H150ZM155 103H156V102H155ZM157 103H158V101H157ZM36 104H37V103H36ZM43 104H44V103H43ZM43 104H41V106H42ZM66 104L68 105V102H66ZM66 104H65V105H66ZM77 104H78V102H77ZM81 104H82V103H81ZM98 104H99V103H97V105H98ZM128 104H130V102H129ZM170 104H171V103H170ZM56 105H57V104H56ZM63 105H64V102L62 103V107H63ZM69 105H71V104H70V100H69ZM84 105H85V104H84ZM100 105H98V106H100ZM155 105H156V104H155ZM159 105H160V107H161V104H159ZM163 105H164V103H163ZM37 106H38V104H37ZM41 106H40V107H41ZM80 106L82 107V105H80ZM87 106H88V105H87ZM87 106H84V107H86V109H87V108H88ZM94 106H96V105H94ZM103 106H102V108H103ZM127 106H128V105H127ZM151 106H153V103H152ZM151 106L149 107V108H150V111H151ZM156 106H157V105H156ZM40 107H39V108H40ZM68 107H69V106H68ZM72 107H73V106H72ZM72 107H69V108L72 109ZM74 107H76V106H74ZM74 107H73V108H74ZM90 107H91V105H90ZM96 107H97V106H96ZM107 107H108V106H107ZM128 107H129V106H128ZM157 107H158V106H157ZM157 107H156V108H157ZM160 107H158V108H160ZM165 107H166V106H165ZM57 108H58V107H57ZM64 108H65V107H64ZM76 108H77V107H76ZM76 108H75V109H76ZM78 108H79V107H78ZM78 108H77V109H78ZM92 108H93V107H92ZM94 108H95V107H94ZM102 108H101V109H102ZM111 108H112V107H111ZM116 108H117V107H116ZM123 108H122V109H123ZM129 108H131V107H129ZM149 108H148V109H149ZM153 108H154L155 111L157 110V109L155 108V106H154ZM163 108H164V107H163ZM163 108H162V109H163ZM168 108H169V107H168ZM46 109H47V108H46ZM80 109H81V108H80ZM82 109H83V108H82ZM97 109L99 110V108H97ZM106 109H107V108H106ZM106 109H102V110L105 111V112L103 111L104 113H107V112L109 111L110 107H109L107 110H106ZM117 109L119 110V108H117ZM117 109H116V110H117ZM125 109H126V108H125ZM162 109H161V110H162ZM171 109H172V108H171ZM34 110H35V109H34ZM47 110H48V109H47ZM56 110H57V109H56ZM58 110H59V109H58ZM58 110H57V114L59 115V114L61 113V114H60V116H61V115L63 114V113H62L63 111H58ZM60 110H61V109H60ZM83 110H84V109H83ZM88 110H91V108H89ZM92 110H93V109H92ZM95 110H96V109H95ZM110 110H111V111H110L109 113H111L113 109H110ZM127 110H128V108L126 109V111H127ZM131 110H135V107H134V109H131ZM152 110H153V109H152ZM166 110H167V109H165V111H164V109H163L162 111H164L165 113H166V112L168 113V111H166ZM35 111H36V110H35ZM48 111H49V110H48ZM51 111H52V110H51ZM75 111H76V110H75ZM120 111H121V109H120ZM139 111H140V110H139ZM148 111H149V110H147V112H148ZM157 111L159 112V109H158ZM41 112H42V111H41ZM58 112H59V113H58ZM65 112H66V111H65ZM71 112H72V111H71ZM76 112H77V111H76ZM84 112H86V110H85ZM84 112H83V114H84ZM90 112H91L90 114H93V112L96 113L97 111H93V112L90 111ZM99 112H102V111H99ZM115 112H116V111H115ZM115 112H113V113H115ZM122 112L124 113V110H123ZM128 112H129V111H127V113H128ZM133 112H134V111H133ZM133 112H132V113H133ZM45 113H46V112H45ZM51 113H52V112H51ZM73 113L75 114L74 111H73ZM77 113H78V112H77ZM104 113H102V114L104 115V118H105V116H107V114H104ZM118 113H119V112H118ZM118 113H117V114H118ZM127 113H126V114H127ZM130 113H131V111H130ZM148 113H149V112H148ZM156 113H157V112H156ZM159 113H160V112H159ZM159 113H157V114H159ZM161 113L163 114V112H161ZM165 113H164V114H165ZM46 114H48V113H46ZM54 114H55V112H54ZM66 114H67V113H66ZM74 114H73V115H74ZM83 114H82V113H81V114L78 113L77 115H76V114L74 115V116H76V117L78 118V120H77L78 123H79V120H80L79 117L81 118L80 115L83 116ZM90 114H89V116L93 117L94 114H93V115H90ZM97 114H98V113H97ZM97 114H96V117L98 116ZM99 114H100V113H99ZM121 114H122V113H121ZM124 114H125V113H124ZM126 114H125V115H126ZM128 114H129V113H128ZM146 114H147V113H146ZM146 114H145V115H146ZM150 114H151V113H150ZM55 115H56V114H55ZM55 115H54V116H55ZM63 115H64V114H63ZM63 115H62L61 117H63ZM68 115H69V114H68ZM70 115H71V114H70ZM103 115H101V116H103ZM111 115H112V114H110L109 116H111ZM131 115H132V114H131ZM136 115H137V114H136ZM56 116H57V115H56ZM56 116H55V117H56ZM60 116H59V117H60ZM65 116H66V115H65ZM65 116H64V117H65ZM94 116H95V115H94ZM118 116H119V114H118ZM118 116H117V117H118ZM123 116H124V115L122 114V117H123ZM126 116H127V115H126ZM151 116H152V115H151ZM164 116H165V115H164ZM166 116H167V115H166ZM169 116H170V115H169ZM169 116H168V117H169ZM171 116H173V114H172ZM171 116H170V118H171ZM44 117H45V116H44ZM55 117H53V115H52V118H54L53 120H55ZM64 117H63V118H64ZM68 117H69V116H68ZM70 117H71V116H70ZM91 117H90V120L87 118L88 121H91ZM98 117H99V116H98ZM98 117H97V118H98ZM119 117L121 118V116H119ZM134 117H135V116H134ZM137 117H138V116H137ZM160 117H161V116H160ZM63 118H61L60 121H62ZM100 118H102V117H100ZM100 118H98V119H100ZM104 118H103V119H104ZM108 118H110V117H108ZM114 118H115V117H114ZM114 118H113V120H115ZM125 118H126V117H124V119H125ZM127 118H128V117H127ZM129 118H130V119H133V118H131V117H129ZM135 118H136V117H135ZM149 118H150V116H149ZM161 118L164 119L165 117H164V118L161 117ZM58 119H60V118H58ZM66 119H67V116H66ZM71 119H73V118H71ZM87 119H86V120H87ZM92 119H93V118H92ZM130 119H129V121H130V124H131V123H132V120H130ZM138 119H139V117H138ZM157 119H158V118H157ZM42 120H43V119H42ZM53 120H52V121H53ZM63 120L65 121V118H64ZM69 120H70V119H68V122H69ZM75 120H76V118H75ZM81 120H82V118H81ZM83 120H84V118H83ZM83 120H82V121H83ZM100 120H101V119H100ZM116 120H118V119L116 118ZM165 120H166V119H165ZM170 120H171V119H170ZM47 121H48V120H47ZM55 121H57V118H56ZM55 121H54V122H55ZM64 121H62L61 124H60L59 121H57V122H59L58 124H59V126H61V125L64 124ZM71 121L73 122V120H71ZM96 121H97V120H96ZM96 121H95V118H94V121L92 120V122L95 123L94 125L97 124ZM101 121H102V120H101ZM103 121H104V120H103ZM129 121H128V125H129ZM223 121H224V120H223ZM57 122H55V123L57 124ZM65 122H67V121H65ZM68 122H67L66 124H68ZM86 122H87V121H86ZM115 122H116V121H115ZM134 122H136L135 119H133V123H134ZM138 122H139V121H138ZM145 122H146V121H145ZM147 122H148V121H147ZM219 122H220V121H219ZM62 123H63V124H62ZM76 123H77V122H76ZM76 123H74V124H76ZM78 123H77V124H78ZM87 123H88V122H87ZM98 123H99V122H98ZM104 123H106V122H103V125H104ZM125 123H126V120H125ZM133 123H132V124H133ZM136 123H137V122H136ZM148 123H149V122H148ZM148 123H147V125H148ZM224 123H225V122H224ZM72 124H73V123H72ZM85 124H86V123H85ZM85 124H84V126H85ZM89 124H90V123H88V125H89ZM109 124H110L111 128H110V127L107 128V127L105 126V125H107V124L104 125V127H106V130H108L109 128H110V129L114 128V127H112V125H111L110 122H109ZM119 124H121V123H119ZM122 124H123V122H122ZM126 124H127V123H126ZM132 124H131V125H132ZM156 124H157V122H156ZM52 125H53V124H52ZM86 125H87V124H86ZM103 125H102V126H103ZM115 125H118V124H115ZM133 125H134V124H133ZM136 125H137V124H136ZM138 125H139V124H138ZM150 125H151V124H150ZM217 125H218V124H216V127H218ZM222 125H223V124H221V128L223 127ZM48 126H49V125H48ZM64 126H65V125H64ZM70 126H71V125H70ZM84 126H83V127H84ZM102 126H101V127H102ZM113 126H114V125H113ZM145 126H146V125H145ZM54 127H55V126H54ZM61 127H62V126H61ZM65 127H66V126H65ZM67 127H68V125H67ZM76 127H77V126H76ZM85 127H87V126H85ZM95 127H97V126H95ZM95 127H94V128H95ZM101 127H100V128H99V126L97 127V128H99L98 133H99V132H100V133H103V132H101L100 129H102V128H104V127H102V128H101ZM148 127H149V125H148ZM216 127H215V128H216ZM62 128H63V127H62ZM71 128H72V126H71ZM71 128H70V129H71ZM91 128H93V127H91ZM94 128H93V129H94ZM142 128H143V127H142ZM58 129H59V128H58ZM66 129H67V128H66ZM66 129H65V130H66ZM77 129H78V127H77ZM83 129H84V128H83ZM83 129H82V131H83ZM110 129H109L108 132L111 133L112 130L110 131ZM114 129H115V128H114ZM149 129H150V128H149ZM222 129H223V128H222ZM52 130H53V129H52ZM59 130H60V129H59ZM67 130H68V129H67ZM74 130H75V129H74ZM74 130H73V131H74ZM91 130H92V129H91ZM102 130H105V128L102 129ZM106 130H105V131H106ZM115 130H117V129H115ZM147 130H148V128H147ZM147 130H146V131H147ZM217 130H218V129H217ZM219 130H220V129H219ZM63 131H64V130H63ZM77 131H78V130H77ZM77 131H76V132H77ZM84 131H85V130H84ZM89 131H90V129H89ZM118 131H119V130H118ZM118 131L115 132V133L118 134ZM135 131H136V130H135ZM149 131H150V130H148L147 132H149ZM61 132H62V131H61ZM61 132H59V135H60ZM64 132H66V131H64ZM76 132H75V133H76ZM106 132H107V131H106ZM106 132H104V133H105L104 136H107V133H108V132H107V133H106ZM113 132H114V131H113ZM113 132L111 133V135L109 134V138H110V136H112V135L114 136L115 133L113 134ZM144 132H145V131H144ZM218 132H221V131H218ZM51 133H52V132H51ZM98 133H97V134H98ZM100 133H99V134H100ZM119 133H121V132H119ZM122 133H123V132H122ZM145 133H146V132H145ZM145 133L143 134L144 136L147 134V133H146V134H145ZM49 134H50V133H49ZM61 134L64 135L65 133L62 132ZM86 134H87V133H86ZM90 134H91V133H90ZM90 134H89V136H90ZM97 134H96V135H97ZM168 134H169V133H168ZM59 135H58V136H59ZM63 135H61V136H63ZM73 135H74V134H73ZM75 135H77V133H76ZM83 135H84V134H83ZM115 135H116V134H115ZM120 135H121V134H120ZM122 135H123V134H122ZM170 135H171V134H170ZM61 136H60V137H61ZM84 136H85V135H84ZM86 136H88V135H86ZM100 136H102V135L100 134ZM60 137H59V138H60ZM69 137H70V136H69ZM77 137H78V136H77ZM77 137H76V138H77ZM90 137H91V136H90ZM102 137H103V136H102ZM115 137H119V135H117V136H115ZM124 137H125V136H124ZM178 137H179V136H178ZM180 137H181V136H180ZM63 138H64V137H63ZM63 138H62V139H63ZM73 138H75V136H73ZM80 138H81V140H82L83 137H80ZM80 138H77V139L80 140ZM87 138H88V137H87ZM107 138H108V136H107ZM156 138H158V137H156ZM168 138H169V137H168ZM70 139H71V137H70ZM83 139H84V138H83ZM88 139H89V138H88ZM101 139H102V138H101ZM101 139H100V140H101ZM105 139H106V137H105ZM124 139H125V138H124ZM153 139H155V137H154ZM158 139L161 140L162 137H161V139H160V137H159ZM178 139H180V138H178ZM182 139H183V138H182ZM56 140H59V139L56 138ZM67 140H69V139H67ZM90 140H91V138H90ZM120 140H121V139H120ZM125 140H127V139H125ZM125 140H123V141H125ZM138 140H139V137H138ZM151 140H152V139H151ZM156 140H157V139H156ZM156 140H155V141H156ZM175 140H176V139H175ZM60 141H61V139H60ZM74 141H76V140H74ZM74 141H73V140H72V141L70 140V141H68V144H70V145L72 144V145H73V142H74ZM84 141H85V139H84ZM88 141H89V140H88ZM102 141H103V140H101V143L104 142V141H103V142H102ZM111 141H112V140H111ZM117 141H118V140H117ZM129 141H130V140H129ZM136 141H137V140H136ZM149 141H150V140H149ZM153 141H154V140H153ZM157 141H158V140H157ZM182 141H184V140H182ZM185 141H186V139H185ZM55 142H56V141H55ZM69 142H71V143H69ZM89 142H90V141H89ZM92 142H93V141H92ZM130 142H131V141H130ZM139 142H140V140H139ZM151 142H152V141H151ZM65 143H67V142L65 141ZM93 143H94V142H93ZM93 143H91V144L93 145ZM105 143H106V144H105ZM109 143H110V142H109ZM118 143H120V141H119ZM134 143H135V142H134ZM178 143H179V142H178ZM180 143H181V142H180ZM97 144H98V143H97ZM97 144L95 145V147L98 146ZM104 144L107 145V146L109 145V144H107V142H104L103 145H104ZM111 144H112V143H111ZM111 144H110V148H111ZM116 144H117V142H116ZM116 144H115V145H116ZM120 144H121V143H120ZM120 144H118L119 147H120ZM145 144H146V143H145ZM160 144H161V143H160ZM184 144H185V143H184ZM56 145H57V143H56ZM61 145H63V144L61 143ZM61 145H60V147H61ZM65 145H66V144H65ZM72 145H71V147H72ZM134 145H135V144H134ZM175 145H176V144H175ZM185 145H186V144H185ZM43 146H44V145H43ZM43 146H42V147H43ZM57 146H59V145H57ZM67 146H68V145H67ZM86 146H89V147H87V149H88V148L90 149V148L92 147V148L95 150V152L98 150V149L96 150V148H94V145L91 146V145H89V144H86ZM116 146H117V145H116ZM47 147H48V146H47ZM60 147H59V148H60ZM76 147H77V146H76ZM101 147H102V146H101ZM113 147H114V145H113ZM113 147H112V149H113ZM119 147H118V148H119ZM123 147H125V146L123 145ZM126 147H127V146H126ZM126 147H125V148H126ZM167 147H168V146H167ZM170 147H171V146H170ZM62 148H63V147H62ZM110 148L108 147V149H110ZM121 148H122V147H121ZM171 148H172V147H171ZM44 149H45V148H44ZM64 149H65V146H64ZM66 149H67V148H66ZM69 149H70V146H69ZM72 149H73V147H72ZM114 149H115V148H114ZM144 149H145V146H144ZM144 149H143V150H144ZM45 150H46V149H45ZM59 150H60V149H59ZM59 150H57V151H59ZM62 150H63V149H61L60 151L62 152ZM67 150H68V149H67ZM94 150H93V151H94ZM104 150H106V149H104ZM125 150H126V149H125ZM125 150H121L122 153H124L123 151H125ZM180 150L182 151V149H180ZM188 150H189V149H188ZM57 151H56V152H57ZM80 151H81V150H80ZM83 151H86V150L83 149ZM90 151H91V150H90ZM126 151H127V150H126ZM126 151H125V152H126ZM54 152H55V151H53V153H54ZM56 152H55V153H56ZM64 152H65V150H64ZM78 152H79V151H78ZM81 152H82V151H81ZM101 152H102V150H101ZM107 152H108V151H107ZM141 152H142V151H141ZM143 152H144V151H143ZM59 153H60V152H59ZM59 153H58V155H59ZM62 153H63V152H62ZM82 153H84V152H82ZM87 153H88V152H87ZM90 153H91V152H90ZM92 153H93V152H92ZM92 153H91V154H92ZM103 153H104V151H103ZM119 153H120V152H118L117 154H119ZM122 153H121V154H122ZM133 153H134V152H133ZM181 153H183V152H181ZM65 154L68 155L69 152H67V153H65ZM91 154H90V155H91ZM101 154H102V153H101ZM108 154H109V152L107 153V157H108ZM165 154H166V153H165ZM56 155H57V154H56ZM58 155H57V156H58ZM60 155H63V154H60ZM74 155H75V154H74ZM74 155H73V156H74ZM83 155L86 157L87 154L85 155V153H84ZM93 155H94V154H93ZM109 155L112 157L113 153H110ZM114 155H115V154H114ZM114 155H113V156H114ZM52 156H53V154H52ZM65 156H66V155H64V156H62V157L66 158ZM84 156H83V159L81 158L82 161L84 160ZM95 156H97V157H95V158H96V159L98 158V160L101 158V156L99 157V155H97V152H96V155H95ZM104 156L106 157L105 154H104ZM110 156H109V158H110ZM136 156H137V155H136ZM145 156H146V155H145ZM58 157H60V156H58ZM58 157H57V158H58ZM165 157H166V156H165ZM165 157H164V158H165ZM57 158H56V159H57ZM75 158H76V157H75ZM75 158H74V159H75ZM92 158H93V157H92ZM95 158H93V159H95ZM159 158H160V157H159ZM54 159H55V156H54ZM89 159H90V158H89ZM89 159H86V160H89ZM107 159H108V158H107ZM107 159H106V160H107ZM114 159H119V156H118V158L116 157V158H114ZM120 159L122 160V157H121ZM120 159H119V160H120ZM78 160L81 161V160H80V157L78 158ZM98 160H97V161H98ZM100 160H101V159H100ZM100 160H99V162L102 161V160H101V161H100ZM108 160H110V159H108ZM111 160L113 161V158H112ZM123 160H127V159H124V158H123ZM123 160H122V161H123ZM137 160H138V159H137ZM164 160H166V159H164ZM170 160H171V159H170ZM42 161H43V160H42ZM79 161H77V159H76V162H77V163H78ZM91 161H94V160H90V162H91ZM146 161H147V160H146ZM161 161H162V160H161ZM166 161H167V160H166ZM86 162H87V161H86ZM94 162H95V161H94ZM94 162H93V163H94ZM103 162H104V161H103ZM115 162H117V161L115 160ZM128 162H129V160L127 161L126 166H127L128 169H129V166H128V165L130 164V162H129V164H128ZM136 162L138 163V161H135L134 163H136ZM42 163H43V162H42ZM88 163H89V162H88ZM96 163H97V162H96ZM101 163H102V162H101ZM101 163H98V164L100 165ZM113 163H114V162H113ZM125 163H126V162H125ZM71 164H72V163H71ZM75 164H76V163H75ZM83 164H84V167H85V163H83ZM86 164H87V163H86ZM115 164L118 165V164H120V163L117 162V163H115ZM142 164H143V163H142ZM9 165H10V164H9ZM46 165H47V164H46ZM73 165H74V164H73ZM92 165H93V164H92ZM94 165H95V164H94ZM136 165H139V164H136ZM136 165L133 164L132 167H133V166H136ZM147 165H149V164L147 163ZM66 166H68V165L63 166V168H65ZM80 166H81V165H80ZM101 166H102V165H101ZM101 166H100V167H101ZM103 166L106 167L104 164H103ZM144 166H145V165H144ZM8 167H9V166H8ZM8 167H6V168H8ZM100 167L95 168V169H98V170H99ZM118 167H119V166H118ZM122 167H124V166L122 165V166H121V169H123ZM127 167H126V168H127ZM137 167H138V166H137ZM137 167H133V168L136 169ZM141 167H142V166H141ZM9 168H10V167H9ZM74 168H75V165H74ZM78 168H79V167H78V165H77V169H78ZM115 168H116V167H115ZM106 169H107V167H106ZM121 169H119L118 173L121 171ZM130 169H131V167H130ZM130 169H129V172H128L129 174H131V173L133 172L132 170H131V171H132V172H131ZM147 169H148V168H147ZM87 170H88V169H87ZM89 170H90V169H89ZM100 170H101V169H100ZM107 170H108V169H107ZM107 170L104 169L103 171H107ZM116 170H118V169H116ZM137 170H141V169H137ZM137 170H135L136 172L134 171V173H132L133 176L135 175V177H136V174H135V173H137ZM59 171H61V170H59ZM73 171H74V170H73ZM80 171H81V170H80ZM122 171H123V170H122ZM194 171H195V172H198L197 169H195ZM89 172H91V171H89ZM96 172H97V171H96ZM130 172H131V173H130ZM138 172H139V173H137V174H138L137 176L140 177V176L143 175V173H142L141 175H139V174L141 173V171H138ZM143 172H144V171H143ZM60 173H62V171H61ZM60 173H59V174H60ZM63 173H65V171H63ZM93 173H94V172H93ZM112 173L114 174V172H112ZM116 173H117V172H116ZM118 173H117V174H118ZM198 173H199V172H198ZM84 174H85V173H84ZM113 174H112V175H113ZM71 175H72V174H71ZM108 175L112 176L111 173H110V174L108 173ZM108 175H107V176H108ZM114 175H116V174H114ZM125 175L127 176L128 174H125ZM63 176H64V174H63ZM96 176H97V175H96ZM96 176H95V177H96ZM123 176H124V175H123ZM129 176H130V175H129ZM64 177H65V176H64ZM69 177H70V175H69ZM69 177H68V178H69ZM71 177H72V176H71ZM71 177H70V178H71ZM73 177H75V176H73ZM73 177H72V178H73ZM82 177H83V176H81V178L78 177L77 179H78V180H79V179H82ZM93 177H94V176H92V178H93ZM95 177H94V178H95ZM101 177H103V176H101ZM104 177H106V176L104 175ZM112 177H113V176H112ZM124 177H125V176H124ZM135 177H134V178H135ZM139 177H138V178H139ZM70 178H69V180H70ZM72 178H71V180H72ZM83 178H84V177H83ZM92 178H90V179H92ZM96 178H97V177H96ZM107 178H108V177H107ZM125 178H126V177H125ZM125 178H122V179H125ZM127 178H129V177L127 176ZM136 178H137V177H136ZM138 178H137V179H138ZM77 179H76V180H77ZM84 179H85V178H84ZM103 179H105V178H101V181H100V182H102ZM108 179H109V178H108ZM114 179H115V178H114ZM131 179H133L132 176H131L130 180H131ZM76 180H75V181H76ZM85 180H86V179H85ZM87 180H89V179H87ZM87 180H86V181H87ZM93 180H94V179H93ZM105 180H106V179H105ZM112 180H113V178H112ZM115 180H116V179H115ZM118 180H119V182H120L121 179H118ZM125 180H126V179H125ZM128 180H129V179H128ZM130 180H129V182H130ZM106 181H107V180H106ZM106 181H104V182H102V183H105ZM109 181H110V179H109L107 182H109ZM121 181H122V180H121ZM133 181H135V179H133ZM133 181H131V182L128 183V184L133 183ZM153 181H154V180H153ZM157 181H158V180H157ZM167 181H168V179H167ZM167 181H166V182H167ZM169 181H170V179H169ZM169 181H168V182H169ZM171 181H173V180L171 179ZM171 181H170L169 183H173V182H171ZM72 182H74V179H73ZM78 182L80 183L81 181H78ZM111 182H112V181H111ZM111 182H109V183H111ZM114 182H115V181H114ZM123 182H125V181L123 180ZM123 182H122V183H123ZM136 182H138V181L136 180ZM164 182H165V181H164ZM168 182H167V185H168ZM81 183H82V182H81ZM86 183H87V182H86ZM116 183H117V182H116ZM134 183H135V182H134ZM155 183H156V182H155ZM161 183H162V182H160V184H161ZM117 184H118V183H117ZM153 184H154V183H153ZM196 184H197V183H196ZM88 185H89V184H88ZM105 185L109 186L107 183H105ZM115 185H116V184H115ZM115 185H114V187H115ZM118 185H119V184H118ZM118 185H116V186L118 187ZM123 185H124V183H123ZM125 185H126V184H125ZM137 185H138V184L136 183V187H137ZM154 185H155V184H154ZM171 185H172V184H171ZM201 185H202V183H201ZM80 186H81V185H80ZM89 186H91V185H89ZM107 186H106V187H107ZM127 186H128V185H127ZM158 186H159V184H158ZM158 186H157V187H158ZM195 186H196V185H195ZM84 187H86L85 184H84ZM87 187H88V186H87ZM91 187H92V186H91ZM117 187H115L114 189H117ZM119 187H120V186H119ZM131 187H132V186H131ZM136 187H135V188H136ZM187 187H188V186H187ZM199 187H201V186H199ZM202 187H203V185H202ZM202 187H201V188H202ZM79 188H80V187H79ZM94 188H96V187H94ZM128 188H129V187H128ZM137 188H138V187H137ZM159 188L161 189V187H159ZM182 188H183V187H182ZM192 188H193V186H192ZM197 188H198V187H197ZM89 189H91V188H89ZM101 189H102V188H101ZM103 189H105V188L103 187ZM103 189H102V190H103ZM111 189H113V188H111ZM111 189L109 190V188H108L109 192L111 191ZM119 189H120V188H119ZM119 189L116 190V191H120ZM130 189H131V188H130ZM133 189H134V188H133ZM154 189H155V187H154ZM163 189H165V188H163ZM193 189H194L197 193H199V192L196 190V188H193ZM91 190H92V189H91ZM93 190H94V189H93ZM93 190H92V191H93ZM95 190H96V189H95ZM105 190H106V189H105ZM125 190H128V191H129V194H130V193H131V194L134 193V192H131L129 189H124V190H123V191H124V192H123V195L120 194V195L123 196V197H127V196L124 195L125 192H126ZM135 190H136V189H135ZM137 190H138V189H137ZM137 190H136L135 192H137ZM155 190H156V189H155ZM194 190H193V191H194ZM198 190H199V189H198ZM200 190H201V189H200ZM208 190H209V189H208ZM113 191H114V190H112V192H113ZM116 191H115V192H116ZM133 191H134V190H133ZM159 191H160V190H159ZM164 191H165V190H164ZM182 191H183V189H182ZM203 191H204V190H203ZM203 191H202V192H203ZM104 192H105V191H104ZM109 192H108V193H109ZM14 193H15V192H14ZM70 193H71V192H70ZM105 193H106V192H105ZM108 193H107V194H108ZM110 193H111V192H110ZM119 193H121V192H119ZM159 193H160V192H159ZM163 193H164V192H162V194H163ZM166 193H167V192H166ZM182 193H184V192H182ZM182 193H181V194H182ZM197 193H196V194H197ZM204 193H205V192H204ZM204 193H203V194H204ZM126 194H128V193H126ZM131 194H130V196L132 197L133 195H131ZM136 194H137V193H136ZM160 194H161V193H160ZM164 194H165V193H164ZM193 194L195 195V193H193ZM203 194L201 193V196H200V197L198 196V197L200 198V199L198 198V200H201V198L205 195V194H204V195H203ZM111 195H112V193H111ZM116 195H118V192H117ZM120 195H119L118 197L121 199ZM144 195H145V194H144ZM165 195H167V194H165ZM170 195H172V193H171ZM182 195H185V193L182 194ZM198 195H200V193H199ZM206 195H207V194H206ZM24 196H25V195H24ZM24 196H23V197H24ZM112 196H113V195H112ZM114 196H115V194H114ZM134 196H135V195H134ZM134 196H133V197H134ZM137 196H138V195H137ZM137 196H135V197L138 198ZM158 196H159V195H158ZM167 196L170 198L169 194H168ZM192 196H193V195H192ZM23 197H22V198H23ZM115 197H116V196H115ZM135 197H134V198H135ZM182 197H183V196H181V198H182ZM184 197H185V196H184ZM195 197H197V196H195ZM195 197H193V198H195ZM204 197H205V196H204ZM204 197H203V200L205 199ZM25 198H26V197H24V199H25ZM27 198H28V197H27ZM65 198H66V197H65ZM76 198H77V197H76ZM116 198H117V197H116ZM127 198H128L129 201L132 200V198L129 199L130 197H127ZM134 198H133V200H134ZM136 198H135V200H136ZM155 198H156V196H155ZM157 198H158V197H157ZM159 198H160V196H159ZM162 198L164 199L163 196H162ZM171 198H172V197H171ZM216 198H218V197H216ZM24 199L22 200L23 203H24V201L26 200V199H25V200H24ZM28 199H30V198H28ZM47 199H48V198H47ZM68 199H69V198H68ZM71 199H72V198H71ZM120 199H117V200L120 201ZM123 199L126 200V201L123 200L122 202H128L127 199H125V198H123ZM165 199H166V198H165ZM135 200H134V201H135ZM142 200H143V199H142ZM156 200H157V199H156ZM161 200H162V199H161ZM183 200H184V201L181 200V203H182V202H185V199H184V198H183ZM196 200H197V198H196ZM198 200H197V201H198ZM218 200H220V199H218ZM28 201H29V200H27V203H28ZM34 201H35V200H34ZM43 201H44V200H43ZM62 201H63V200H62ZM69 201H70V200H69ZM134 201H133V203H135ZM167 201H168V199H167ZM193 201H194V200H192V202H193ZM230 201H231V200H230ZM35 202H37V201H35ZM45 202H46V203H45L44 205H47L48 200H46ZM64 202H65V203H64ZM64 202H61V203H64V206H65V205H67L68 200H67V201L64 200ZM66 202H67V203H66ZM71 202H72V201H71ZM137 202H138V201H137ZM137 202H136V203H137ZM198 202H199V201H198ZM202 202H203V201H202ZM222 202H223V201H222ZM11 203H12V201H11ZM27 203H26V204H27ZM31 203H32V199H31ZM41 203H42V202H41ZM41 203L38 205V202H37L36 205H38V206L35 207V208L38 209V207H39L40 205H42L44 202H43L42 204H41ZM51 203H52V202H51ZM55 203H56V202H55ZM59 203H60V202H59ZM120 203H121V202H120ZM130 203H131V201H130ZM185 203H186V202H185ZM185 203H182V204H185ZM195 203H196V201H195ZM203 203H204V202H203ZM28 204H29V203H28ZM48 204H50V203H48ZM68 204H69V203H68ZM123 204H124V203H123ZM123 204L121 203V205H123ZM127 204H129V203H127ZM143 204H144V203H143ZM143 204H142V205H143ZM160 204H162V203H160ZM168 204H169V203H168ZM201 204H202V203H201V201H200V205H201ZM44 205H42V207H41V206H40V207L43 208ZM50 205H51V204H50ZM50 205H49V206H50ZM60 205H61V204H60ZM129 205L131 206V204H129ZM132 205H133V204H132ZM135 205H136V204H135ZM186 205H187V203H186ZM196 205L199 206V204H196ZM196 205H195V206H196ZM64 206H63V208H64ZM127 206H128V205H127ZM127 206H126V208H127ZM166 206H167V205H166ZM166 206H165V207H166ZM181 206H182V205H181ZM198 206H196V208H197ZM46 207H48V205H47ZM46 207H45V208H46ZM61 207H62V206H61ZM65 207L67 208V206H65ZM68 207H69V206H68ZM73 207H74V206H73ZM78 207H79V206H78ZM124 207H125V206H124ZM133 207H134V205H133ZM137 207H138V206H137ZM162 207H163V206H162ZM162 207H161V208H162ZM169 207H170V206H169ZM187 207H188V205H187ZM187 207H185V205H184V209L186 208L185 210H187ZM45 208H44V210H45L44 212H45V214H46V211H48V210H47V208H46V209H45ZM51 208H52V207H51ZM51 208H49V209H51ZM53 208H54V206H53ZM53 208H52V209H53ZM58 208H59V207H58ZM74 208H75V207H74ZM161 208H160V209H161ZM172 208H173V207H171V209H172ZM200 208H201V207H200ZM204 208L206 209V207H204ZM204 208L202 207V209H204ZM209 208H211V209H210V210H211L210 212H212V207H209ZM217 208H219V207H217ZM32 209H33V208H32ZM52 209H51L50 211H53ZM55 209H56V208H55ZM55 209H54V212H55L56 210H59L60 208H59V209H56V210H55ZM68 209H70V208H68ZM79 209H80V208H79ZM79 209L77 208V212H78ZM177 209H178V208H177ZM177 209L174 210V211H177ZM181 209H182V208H181ZM184 209H182V210H184ZM198 209H199V208H198ZM198 209H197V210H198ZM215 209H216V208H215ZM41 210H42V209H41ZM64 210H66V209L64 208ZM73 210H74V209H73ZM119 210H120V209H119ZM121 210H122V209H121ZM121 210H120V211H121ZM144 210H145V209H144ZM172 210H173V209H172ZM172 210H171L170 212H169V210H167V211H168L170 214H172V213H173ZM182 210H181V211H182ZM185 210H184V211H185ZM188 210L190 211V208H189V207H188ZM188 210H187V211H188ZM194 210H195V209H194ZM217 210H219V209H217ZM224 210H225V209H224ZM34 211H35V210L33 209V212H34ZM50 211H49V212H50ZM62 211H63L62 209H61V211L59 210V212H62ZM66 211H67V210H66ZM68 211H69V210H68ZM68 211H67V213H66V212H65V213H66V215L69 216V215L71 214V212L69 211L70 214H68ZM71 211H72V209H71ZM75 211H76V209H75ZM75 211L72 213L73 215L75 214ZM199 211H200V210H199ZM207 211H208L209 214H211V213L209 212V210H207ZM207 211H206V212H207ZM213 211H214V208H213ZM220 211L222 212L221 209H220ZM220 211H215V213L213 212V213H214V217H215V215H218L217 212H220ZM49 212H48V213H49ZM122 212H123V210H122ZM145 212H146V211H145ZM148 212H149V211H148ZM148 212H147V213H148ZM150 212H151V211H150ZM150 212H149V213H150ZM182 212H183V211H182ZM185 212H186V211H185ZM191 212H192V208H191ZM202 212H203V213H202ZM202 212L200 211V213H202V216H203V214L205 213V211H202ZM221 212H220V213H221ZM225 212H226V210H225ZM225 212H224V213H225ZM35 213H36V211H35ZM40 213H41V212H40ZM40 213H39V211H38V214H39V215H40ZM42 213H43V212H42ZM57 213H58V212H57ZM79 213H80V211H79ZM79 213H76V214H77V217H80V216H78ZM147 213H146V214H147ZM153 213H155V212H153ZM158 213H160V212H158ZM169 213L166 214L167 217H165V218H168V220L166 219L167 222H169V219H170V221L173 220V217H172L171 215H170V216H171L172 219L170 218ZM189 213H190V212H188V215L186 214L187 217L189 216ZM192 213H193V212H192ZM197 213H198V212H197ZM222 213H223V212H222ZM36 214H37V213H36ZM76 214H75V215H76ZM151 214H152V213H151ZM194 214H195V217H196V212H195V211H194ZM226 214H227V213H226ZM226 214H225V215H226ZM228 214H231V213H228ZM34 215H35V214H34ZM42 215H44V214H42ZM42 215H40V217H42ZM148 215H149V214H148ZM158 215H159V214H158ZM176 215L179 217V216L182 215V214H179V215L176 214ZM206 215H207V213H206ZM44 216H45V215H44ZM44 216H43V217H44ZM47 216H48V215H47ZM68 216H67V217H68ZM130 216H131V215H130ZM132 216H133V215H132ZM150 216L152 217V215H150ZM150 216H149L148 218H150ZM173 216H174V215H173ZM177 216H176V218H177ZM183 216L185 217V215H183ZM190 216H191V215H190ZM200 216H201V215H200ZM208 216H210V215H207L206 217H208ZM212 216H213V215H212ZM31 217H32V216H31ZM37 217H38V216H37ZM37 217H36L37 220H38V219H39V220L42 219V218H40V217H39V218H37ZM45 217H46V216H45ZM45 217H44V219H45ZM50 217H51V216H50ZM67 217H66V219H65V221H64V224H65L66 220H69V221H70V219H67ZM77 217L75 216V218H76L75 220L78 221L79 218H77ZM81 217H82V216H81ZM134 217H135V216H133V218H134ZM136 217H137V215H136ZM153 217H154V216H153ZM159 217H161V216H159ZM191 217H192V216H191ZM193 217H194V216H193ZM198 217H199V215H198ZM198 217H197V218H198ZM204 217H205V214H204ZM214 217H212V218L214 219ZM225 217H226V216H225ZM229 217H232V215L228 216L226 219H230ZM233 217H234V216H233ZM33 218H35V216H34ZM48 218H49V217H48ZM68 218H69V217H68ZM73 218H74V216H73ZM127 218H128V217H127ZM154 218H155V217H154ZM181 218H182V216H181ZM201 218H202V217H201ZM208 218H209V217H208ZM210 218H211V216H210ZM210 218H209V219H210ZM216 218H217V217H216ZM223 218H224V216H223ZM25 219H27V223H28V220L30 221L29 218H25ZM44 219H42L41 221H43ZM49 219H51V218H49ZM54 219H56V218H54ZM54 219H53V220H54ZM82 219H83V218H82ZM135 219H136V218H135ZM190 219H193V218H190ZM190 219H189V220H190ZM194 219H195V221H196V218H194ZM199 219H200V217H199ZM206 219H207V218H206ZM209 219H207L206 221H204V222L202 223V224L204 225V227H205V224H204V223H205V222L207 223V221H209ZM224 219H225V218H224ZM231 219H232V218H231ZM31 220H34V219H31ZM45 220H47V223L49 222V224H51V222L54 223V221H51V222H50V221L47 219V217H46ZM45 220H44V222H43V223H45L44 226L47 224ZM63 220H64V219H63ZM80 220H81V219H80ZM80 220H79V221H80ZM152 220H153V218H152ZM157 220H158V219H157ZM160 220L162 221L163 219L161 218ZM178 220H179V219H178ZM178 220L175 219V222L178 221ZM180 220H182V219H180ZM183 220H184V221H183ZM183 220H182L183 223H188V222H186L187 218H186V220H185V218H183ZM189 220H188V221H189ZM200 220H201V219H200ZM202 220H203V219H202ZM202 220H201V221H202ZM214 220H216V219H214ZM220 220H221V219H220ZM234 220H235V219H234ZM234 220H232V222H233ZM57 221H61V220H60V219H59V220L56 219L55 222H57ZM69 221H67V222H69ZM77 221H74V223H72V225L75 224V225H77V226H75V227H78V223H79V221H78V222H77ZM115 221H117V220H115ZM182 221H181V224H182ZM193 221H194V220H193ZM195 221H194V222H195ZM210 221H212V220L210 219ZM217 221L220 222L219 219H217ZM217 221H212V222H216V223H217ZM222 221H223V220H222ZM67 222H66V223H67ZM76 222H77V224H76ZM82 222L85 223V221H83V220H82ZM163 222H164V221H163ZM167 222H166V225L170 227V225H168ZM172 222H173V221H172ZM189 222L192 223V221H189ZM225 222H227V221H224V223H225ZM27 223H25V224H27ZM34 223H35V221H34ZM39 223H42V222H39ZM69 223H70V222H69ZM80 223H81V222H80ZM115 223H116V222H115ZM117 223H118V221H117ZM177 223H180V222L178 221ZM197 223H199L198 220H197ZM210 223H211V222H210ZM62 224H63V222H62ZM64 224H63V225L59 224V225L63 226V228H64ZM70 224H71V223H70ZM81 224H82V223H81ZM86 224H87V226H88L89 228H90V226H91L90 229H94V230H96L97 228H100V227H99V226H100V225H99L100 223L98 224V225H99L98 227H97V226H94L96 229L92 227V225H91L92 223L89 224L90 226L88 225V222H87ZM86 224H85V226H86ZM96 224H97V222H96L94 225H96ZM163 224H164V227H165V228H169V227H167V226L165 225V222H164ZM173 224H175V223H173ZM202 224H201V225H202ZM213 224H214V225H212V224H211V225H212V226H216L215 223H213ZM219 224H223V222H221V223H219ZM229 224H231V220H229ZM229 224L226 223L227 226H228ZM254 224H255V223H254ZM22 225H23V224H22ZM27 225H28V224H27ZM38 225H39V224H38ZM38 225H37L36 227H38ZM41 225H42V224H41ZM55 225H58V223H57V224L55 223ZM66 225H69V224L67 223ZM116 225H118V224H116ZM120 225H122V224L120 223L118 227L121 228L122 226H120ZM177 225L180 227L179 224H177ZM188 225H189V223H188ZM195 225H196V224H195ZM195 225H194V226H195ZM201 225H200V226H201ZM206 225H207V226H210L209 223H207ZM226 225H224V227H227ZM233 225H234V224H233ZM23 226H25V225H23ZM29 226H30V225H29ZM44 226H43V227H44ZM124 226H126V224H124ZM124 226H123V227H124ZM178 226H177V228L179 229ZM181 226H186V225L183 224V225H181ZM196 226H197V225H196ZM212 226H211V227H212ZM218 226H219V225H218ZM79 227H81V225H80ZM79 227H78V228H79ZM83 227H84V226H83ZM101 227H102V226H101ZM105 227H106V226H105ZM123 227H122V228H123ZM127 227H128V225H127ZM129 227H130V226H129ZM172 227H173V226H172ZM172 227L170 228V230H172ZM202 227H203V226H202ZM202 227H201V228H202ZM211 227H210V228H211ZM221 227H223V225H222ZM228 227H229V226H228ZM247 227H248V226H247ZM26 228H29V227L26 226ZM30 228H31V227H30ZM33 228H34L33 230L35 231V227H33ZM39 228H41V227H39ZM45 228H46V227H45ZM78 228H77V229H78ZM103 228H104V227H103ZM103 228H102V229H103ZM116 228H117V227H115V228H114V227H111L112 230H113V229L115 230ZM120 228H119V229H120ZM122 228L120 229V231H119L118 233L122 232V231H121ZM175 228H176V225H175ZM180 228H181V227H180ZM187 228H188V227H187ZM191 228H193V227H191ZM195 228H196V227H195ZM197 228H198V226H197ZM206 228L208 229V227H206ZM214 228H215V227H214ZM214 228H213V229H214ZM37 229H38V228H37ZM37 229H36V230H37ZM46 229H47L48 231H47ZM46 229H44L45 232L47 231V232L45 233V235H44V240L41 239V241H43V243L45 242V244L48 245V248H49V251H50V252H51V251H52V252H55V251L57 252V250H58V252H59L60 250H62V251L64 250L63 252L60 251L61 253H63L61 257H63L64 254H65L66 251H67V253L70 254V255L72 256V258H73V256H74V253L76 252V254H75V256H74V258H75V257L78 258V259L75 258L76 260H81V259L79 258V256L77 255V252H79L78 254H80V253H81V254L84 253V255H87V256H88V254H91V255L94 256L95 259H96V258H99V259H102V258H105V259H106V258H108L107 255H106V253H105L103 250L99 249V248H93V247H88V246H87V247H86V246H81V245L77 244L76 242L72 241L71 238L68 237L67 232H65V231H63V236H60L59 234H52V233H49V232H51V231H50L51 228H50V230H49L48 226H47ZM80 229H82V227H81ZM83 229H84V228H83ZM102 229H97L96 232H97V231L100 232ZM104 229H105V228H104ZM117 229H118V228H117ZM117 229H116V230H117ZM130 229H132V228L130 227ZM162 229H164V228H162ZM182 229H185V230L188 231L189 228L186 229V227H185V228L183 227ZM202 229H203V228H202ZM202 229H201V230H202ZM204 229H205V228H204ZM204 229H203V230H204ZM215 229H216V228H215ZM215 229H214V230H215ZM224 229H225V228H224ZM248 229L250 230V229H252V228H248ZM44 230H43V231H44ZM52 230H53V229H52ZM78 230H79V229H78ZM84 230H85V229H84ZM84 230H83V231H84ZM94 230H91V231L93 232ZM99 230H100V231H99ZM105 230H106V229H105ZM105 230H104V231H105ZM114 230H113V231H114ZM116 230H115V231H116ZM124 230H125V229H124ZM176 230H177V229H176ZM176 230L174 229V231H176ZM195 230H196V229H195ZM203 230L201 231V232H202L201 234H203V232L205 231V230H204V231H203ZM209 230H210V229H209ZM225 230H226V229H225ZM230 230H231V229H230ZM252 230L254 231V229H252ZM252 230H251V231H252ZM23 231H24V229H23ZM26 231H27V230H26ZM54 231H57V232H58V230H55V229H54ZM59 231H60V230H59ZM75 231H76V230H75ZM87 231H88V229H87ZM113 231H112L111 237L109 236L110 238H112V235L114 234ZM127 231H128V229H127ZM164 231H165L167 234H169V233H168V232H169V229L167 230L168 232H167L165 229H164ZM178 231H180V229H179ZM178 231H177V232H178ZM198 231L200 232V230H198ZM198 231H197V232H198ZM211 231H213V230H211ZM52 232H53V231H52ZM78 232H80V230H79ZM92 232H91V233H92ZM94 232H95V231H94ZM94 232H93V234L95 235ZM98 232H97V233H98ZM101 232H102V231H101ZM101 232H100V233H101ZM105 232H106V234L110 235V234H109L110 232H109L108 230L105 231ZM108 232H109V233H108ZM123 232H124V231H123ZM128 232H131V230L128 231ZM188 232H190V229H189ZM191 232H192V231H191ZM208 232H209V231H208ZM208 232L206 231V233H208ZM254 232H255V231H254ZM25 233H26V232H25ZM81 233H83V232H81ZM84 233H86V230H85ZM87 233H90V232H87ZM124 233H125V232H124ZM194 233H196V231H194ZM204 233H205V232H204ZM211 233L213 234V232H211ZM28 234H29V233H28ZM28 234L25 235L24 233H19V234H18V237L16 238V239H17V242H14V243H17V244H21V243H22V244H24L23 242L25 241L26 237L29 236V237H31V238H28L29 240L27 239V241H25V242H27L26 245H28V247H29V249H30L31 246H29V244H28L29 241H31L32 237H33L34 239H35V238H41V234H40L39 232H32V231H30V234H29V235H28ZM93 234H92V235H93ZM126 234H127V233H126ZM182 234H184V232H182ZM187 234H188V233H187ZM187 234L185 235V237H189V236H190L189 234H188L189 236H187ZM199 234H200V233H199ZM88 235H89V234H88ZM88 235H87V237H88ZM92 235H89V237H91L92 239L95 238V240L97 239V240H99L100 242L103 241L102 243H100V242L98 241V242L100 243V245L103 244V243H106V241H107V239H108V238H106V241L104 242V240H105V238H104V237H105L104 232H103L102 234H98V235H96V237H92ZM99 235H103V236H104V237L101 236V237L103 238L102 241L100 240L101 237H100ZM108 235H106V236H108ZM98 236H99L100 239L98 238ZM114 236H115V235H114ZM114 236H113V237H114ZM117 236H118V235H117ZM117 236H115V237H117ZM194 236H199V237H198V239H199V238H201V236H203V235L200 236V235H195V234H194ZM205 236H206V235H205ZM121 237H122V236H121ZM121 237H120V238H121ZM183 237H184V236H183ZM117 238H118V240L120 239L119 237H117ZM117 238H116V239H117ZM224 238H225V237H224ZM34 239H33V242H30V245H32L31 243H34L36 240H38V239H35V240H34ZM112 239H114V238H112ZM112 239H110V241H111ZM121 239H122V238H121ZM121 239H120V241H119L120 243H121V241L124 240V238H123V240H121ZM198 239H197V240H198ZM201 239H203V238H201ZM225 239H226V238H225ZM38 241L41 243L40 240H38ZM113 241H114V240H112L111 243H113ZM258 241H259V240H258ZM39 242H37V243L39 244ZM117 242H118V241H117ZM117 242H116V240H115V243H113L112 246H113L114 244H117ZM195 242H196V241H195ZM200 242H201V241H200ZM253 242H254V240H253ZM37 243L35 242L34 244H37ZM108 243L110 244V242H108ZM251 243H252V242H250V245H252V247L255 246L253 249H255V248L257 249L256 246H258V244H257L256 240H255L256 245H254L255 243H254V244H251ZM38 244H37V246H38V248H39L40 244H39V245H38ZM41 244H42V243H41ZM109 244H108V245H109ZM118 244H119V243H118ZM260 244H261V243H260ZM260 244H259V245H260ZM9 245H10V244H9ZM105 245H106V244H104V246H105ZM119 245H120V244H119ZM253 245H254V246H253ZM13 246H14V245H13ZM33 246H34V245H33ZM33 246H32V247H33ZM35 246H36V245H35ZM102 246H103V245H102ZM112 246H111V247L109 246V248H112ZM116 246H117V245H115V247H116ZM120 246H122V245H120ZM261 246H262V245H261ZM32 247H31V249H33V251H34L35 249H37L36 247H35V248H32ZM40 247H42V248H46V247H43V246H40ZM106 247H108V246L106 245ZM117 247H118V246H117ZM122 247H123V246H122ZM104 248H105V247H104ZM119 248H120V247H119ZM0 249H1V248H0ZM15 249H16V248H15ZM15 249H13V250L15 251ZM39 249H40V248H39ZM39 249H38V250H39ZM46 249H47V248H46ZM259 249H260V247H259ZM259 249H258V250H259ZM2 250H3V249H2ZM2 250H1V251H2ZM41 250H42V249H41ZM108 250H109V249H108ZM250 250H252V249H250ZM250 250H249V251L247 250V253H248V254L250 253ZM260 250H261V249H260ZM1 251H0V253H1ZM33 251H32V253H31V251L29 252L28 250H26V252H25V253L28 254L29 256L32 254V258H33V256H34V254L37 252V253L35 254L34 258H33V261H31L32 258L30 259L31 256L28 257V260L31 261L30 263H32V262L34 263V260L36 261L37 258H39V256H40V257H41V255L43 256V254L38 255V253H39L38 251H35V253H34ZM43 251H45V250H43ZM49 251H48V252H49ZM68 251H69V252H70V251H73V252L75 251V252H74V253H73V252H70V253H69ZM255 251H256V252H255ZM255 251H254L255 253H258V252H259V251L257 252V250H255ZM3 252H5V251L3 250ZM9 252H10V251H9ZM15 252H16V251H15ZM17 252H18V250H17ZM21 252H22V251H21ZM21 252H19V255H21ZM23 252H24V251H23ZM46 252H47V251H46ZM64 252H65V253H64ZM261 252L263 253L262 250H261ZM7 253H8V252H7ZM13 253H14V252H13ZM25 253H24V254H25ZM30 253H31V254H30ZM40 253H42V252H40ZM40 253H39V254H40ZM71 253H72V254H71ZM259 253H260V252H259ZM259 253H258V254H259ZM262 253H261V254H262ZM2 254L4 255V253H2ZM14 254H15V253H14ZM14 254H13V255L11 254V255L13 256L14 261H15V260H17V259H16V258H17V255H16V257H14V256H15ZM24 254H22V255L25 257L26 255H24ZM258 254H256V255H258ZM261 254H260V255H261ZM37 255H38V256H37ZM56 255H61V254L56 253ZM70 255H68V256H70ZM91 255H89V256H91ZM262 255H263V254H262ZM4 256H5V255H4ZM6 256H7V255H6ZM6 256H5V257H6ZM52 256H53V255H52ZM52 256H50V257H49V256H46V257H48V259H49V258H52ZM77 256H78V257H77ZM82 256H83V254H82ZM87 256H86V257H87ZM89 256H88V257H89ZM26 257H27V256H26ZM43 257H45V256H43ZM46 257H45V258H46ZM54 257H55V255H54ZM80 257H81V255H80ZM83 257H85V256H83ZM45 258H43V259H45ZM56 258H57V257H56ZM56 258H55V260H56ZM68 258H69V257H68ZM68 258H66V259H68ZM94 258H92V259H94ZM109 258H110V257H109ZM21 259H22V258H21ZM23 259H24V258H23ZM40 259H42V258H40ZM43 259H42V260H43ZM69 259H70V258H69ZM83 259H84V258H83ZM83 259H82V260H83ZM89 259H90V258H87V259L85 258V260L87 261V263H88V261H93L92 259H91V260H89ZM111 259H112V258H111ZM111 259H110V260H111ZM18 260H20V257L18 258ZM18 260H17V261H18ZM28 260H23V261H24V262H25V261L27 262ZM51 260H52V259H50V261H51ZM73 260H74V259H72L71 261H73ZM110 260L108 261V259H107L106 262H107V263H108V262H112V261H110ZM20 261H21V260H20ZM20 261H19V262H20ZM23 261H21V262H23ZM39 261H40V260H38L37 263L39 264V263L41 262L40 264H42L43 262H46V259H45L44 261H40V262H39ZM47 261H48V260H47ZM56 261H57V260H56ZM94 261H95V263H96V262L99 261V260L96 259V260H94ZM94 261L92 262L93 264H94ZM3 262H4V261H3ZM21 262H20L19 264H21ZM24 262H23V263H24ZM28 262H29V261H28ZM59 262H61V261H59ZM65 262H66V261H64L63 263H65ZM75 262H76V261H73V263H75ZM77 262H78V261H77ZM99 262H100V261H99ZM66 263H68V262H66ZM85 263H86V262H85ZM85 263H84V264H85ZM87 263H86V264H87ZM92 263L89 262L88 264H92ZM100 263H101V262H100ZM100 263H99V264H100ZM103 263H104V262H103ZM107 263H105V264H107ZM28 264H29V263H28ZM35 264H36V263H35ZM56 264H58V263H56ZM59 264H60V263H59ZM78 264H80V263H78ZM81 264H83V263H81ZM110 264H113V262L110 263Z\"/></svg>","mask_w":264,"mask_h":264},{"label":"built area","instance_id":"obj_4","mask_svg":"<svg viewBox=\"0 0 264 264\" xmlns=\"http://www.w3.org/2000/svg\"><path fill=\"white\" fill-rule=\"evenodd\" d=\"M260 112L263 119L258 118V125L253 126L251 122L246 125L230 121L225 124L222 132L214 129L216 116L210 109L201 111L200 115H194L191 123L196 130L204 132L217 143L220 142L221 149H215L213 155L217 166H225V164L240 166L249 176L247 184L253 188L251 193L264 197V110ZM261 114L259 113V116ZM248 126L250 131L247 130ZM238 181L235 179L229 186L237 184ZM216 191H218L217 188ZM257 199L264 207L262 198L257 197ZM258 207L261 208V206Z\"/></svg>","mask_w":264,"mask_h":264}]
</instances>
